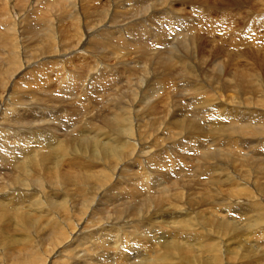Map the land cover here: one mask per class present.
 <instances>
[{
    "label": "rangeland",
    "instance_id": "1",
    "mask_svg": "<svg viewBox=\"0 0 264 264\" xmlns=\"http://www.w3.org/2000/svg\"><path fill=\"white\" fill-rule=\"evenodd\" d=\"M28 1H29V3H28ZM55 1L57 3H55ZM66 1H68V2H66ZM77 1L78 0H72V2H71V0H31V1L30 0H9V1L0 0V36L3 37V38L0 37V69H1L0 70V95H1L0 96V116H1L0 117L1 118L0 119L1 120V123H0V132H1L0 133V139H1L0 140V161H2V162H0V172H1L0 173V205H1L0 206V213H1L0 214V247L4 246L3 248L1 247V249H0V264H2V263L3 264H20L22 262L20 260L23 257L24 258L28 257V260H26V261H30V262H32V264H34V263L35 264L36 263H38V264H51V263L52 264H58V263L59 264H65V262H68V261L73 262V258H69L68 256H72V255L76 254L77 252L79 253L80 256H83L85 258L88 255L87 258H89V259H85L86 262L82 263V264H118L119 262H120L119 264H121V263H123V264H125V263L126 264H192V263L193 264H216V263L217 264H223V263L224 264H257V263L258 264H264V217H263L264 216V209H262V208H264V206H263L264 205V0H170V1L169 0H160V2H159V0L158 1L157 0H143V1L142 0H130L131 2L129 0H80V2L78 1L79 3ZM140 1H141V3H140ZM172 1H173V4H172ZM147 2H149V3H147ZM164 2H165V4H164ZM27 3L29 5H27ZM53 4H55V5H53ZM26 5H27V7H26ZM130 5L132 8L130 7ZM31 9H32V12H31ZM99 9H100V11H99ZM28 11H29V13H28ZM33 11H35L36 14ZM62 11L65 14H62ZM40 12L42 13V15ZM49 13L51 14L50 15L51 17L49 16ZM70 14H72V15L70 16ZM113 15H115V16L113 17ZM7 16H8V18H7ZM40 16L45 17L46 20H45V18H40ZM85 16L87 17L86 19H88V20L85 19ZM137 16H138V18H136ZM140 16H142V17H140ZM69 17H72V18L69 19ZM115 17H116V19H114ZM172 17H174V19ZM179 17L182 18L181 19L182 22H181V20H179ZM5 18H7L8 20L7 19L5 20ZM105 18H108V19H105ZM110 18H112V19H110ZM132 18H134V20H132ZM185 18H188V19H185ZM50 19H54V20H50ZM74 19H76V20H74ZM89 19H91V20H89ZM113 19H114V21H113ZM129 19L132 20L130 23H128ZM166 19L167 20L171 19L172 21H175V23L178 24L179 30H178V28L175 31H171V32H169L168 29L166 30V28H165L166 24L163 26V22ZM183 19H185L186 22ZM192 19H194V20H192ZM34 21H35V23H34ZM69 21H70V23H69ZM112 21H113V23H112ZM24 22H26V23H24ZM165 22H167V21H165ZM30 23H32V25L33 24L34 25L33 26L29 25ZM71 23H73V24H71ZM200 23H201V26H200ZM182 24H184L186 27H190V30H185L182 27V26H184ZM14 26L16 29L14 28ZM195 26H196V28H195ZM55 27L57 29H55ZM9 28H11V29H9ZM31 28H33V29H31ZM131 28H133V29H131ZM47 30H48V32H46ZM79 30L82 31V33ZM138 30L143 31V33L139 32ZM114 31H116V33ZM132 31L134 32V35H133ZM189 31H190V33H189ZM5 34L9 37H7ZM182 34L185 37L184 41L186 44L185 43L184 44L188 45L186 47H185V45H183V47H182L178 42V40L182 39V37H183ZM188 34H190L191 37ZM79 36H81V37H79ZM104 36H105V38H103ZM180 36H182V37H180ZM198 37L202 38L203 40L199 39ZM79 38L82 40H80ZM169 38H170V41H168ZM161 39H163V40H161ZM194 39H196V40H194ZM233 39H234V42L232 41ZM124 40H125V42H124ZM156 41H158V42H156ZM167 41H168V43H167ZM199 41H201V43H199ZM141 42H142V44H141ZM38 43H40L42 45L40 46ZM57 43L59 44L60 47L57 45ZM60 44H62V45H60ZM141 45H142V47H141ZM196 45H197V47H196ZM137 46H139L140 48ZM202 46H204L203 49L201 48ZM181 48H183V49H181ZM136 49H137V51H136ZM139 49H140V51H139ZM201 49H202V51H201ZM45 50L46 51L48 50V51L46 52ZM10 52L13 53L14 55L11 54ZM61 52H63V53H61ZM152 52H153V54H152ZM36 54H38V55L36 56ZM39 54H41V55H39ZM6 55H7V58H6ZM39 56H41V57H39ZM153 56H154V58H150ZM183 56H185V57H183ZM187 56H188V58H187ZM189 56H191V57H189ZM13 57H14V59H11ZM68 57H70V58H68ZM162 58H165V59H162ZM184 58H186V59H184ZM154 59H157V60L155 61ZM14 60H16V61H14ZM158 60H160V61H158ZM8 61H10V62H8ZM177 61L179 63H177ZM180 61H182V62H180ZM186 62H187V64H186ZM154 63H155V65H154ZM170 63H172V64H170ZM123 64H124V66H123ZM75 65H76V67H75ZM94 65H96V66H94ZM150 65H152V67ZM178 66H180V69ZM93 67H96V69H94ZM163 67H164V69H163ZM193 67L195 70L193 69ZM91 68L93 69V71H91ZM44 69H45V71H44ZM72 69H73V71H72ZM131 69H133V70L135 69L134 70L135 73L138 72V74H135V73L133 74L132 72H134V71H131ZM137 69H139V70H137ZM157 69H159V70H157ZM5 70H7V71H5ZM96 70H98L99 72ZM107 70H109L110 72H108ZM163 70L165 72H163ZM188 70L191 72H189ZM1 71H3V72H1ZM8 71H9V73H8ZM159 71H160V73H159ZM192 71H194V72H192ZM161 72H162V74H161ZM13 73L15 75H13ZM127 73L128 74L130 73V74L128 75ZM164 73H166V74H164ZM4 74H5V76H4ZM149 74L152 75V77ZM156 74H157V76H156ZM116 75H117V78H116ZM139 75L140 76L142 75V77H139ZM180 75H182V76H180ZM198 75H200V76H198ZM31 76L33 78L35 77L38 81H36L35 78L33 79ZM56 76H58V78ZM107 76H108V79H107ZM118 76L119 77L121 76L120 79ZM218 76L220 78H218ZM95 77L98 79H96ZM131 77H132V79H131ZM183 77H184V79H183ZM191 77H193V78H191ZM145 78H146V80H145ZM149 78H152V81ZM177 78H178V80H177ZM40 79H42V80H40ZM57 79H59V80L57 81ZM71 80H74V82ZM138 80H139V82H138ZM143 80H145L146 82H144ZM116 81H117V83H116ZM155 81H156V83H155ZM150 82H152V83H150ZM169 82L171 83L172 87L170 86ZM79 84H80V86H79ZM149 84H150V86H149ZM156 84H158L159 86ZM96 85L99 87H97ZM102 85H104V86H102ZM109 85H111V86L114 85V86L110 87ZM181 85L183 88L181 87ZM74 86L78 89L74 88ZM168 86H170V87L168 88ZM194 86L196 87V89H194ZM197 86H199V87H197ZM4 87H5V89H4ZM63 87H64V90H62ZM71 87H73V88H71ZM102 87H105L106 89H104ZM162 87H163V90H162ZM95 89H96V91H95ZM100 89H102V90H100ZM118 89L120 90V92ZM189 89H191V90H189ZM97 90L100 93H98ZM110 90L112 91V93L111 92L107 93ZM133 90H134L135 94L133 93ZM166 90H168V91H166ZM181 90H182V93H181ZM58 91H60V92H58ZM63 91H65V92H63ZM113 91H114V93H113ZM131 91H132V93H131ZM145 91L148 92L147 93L148 97H146L147 94L145 93ZM186 91L188 93H185ZM202 91H203V93H202ZM61 92H62V94H60ZM204 92H205V94H204ZM113 94H114V96L118 95L117 97L119 99L116 96L114 97ZM206 94H207V96H206ZM2 95H3V97H2ZM55 95H56V97H55ZM108 95H110V98L108 97ZM140 95H142V96H140ZM143 95H145V98L143 97ZM149 95H152V96H149ZM160 95L162 97H160ZM40 96L43 98H41ZM57 96H59V97H57ZM102 96L104 97V99L102 98ZM113 97L115 100L113 99ZM141 97H143V98L140 99ZM108 98H109V101L111 99L110 102L108 101ZM122 98H124V99H122ZM130 98L132 101L128 100ZM138 99L142 101V104L140 103V101ZM189 99H190V101H189ZM106 100L111 105L108 104L106 102ZM136 100L138 103L136 102ZM184 100H186V101H184ZM195 100H198V103L195 102ZM214 100H216V101H214ZM118 102H120V103L122 102L121 106H120V103H118ZM125 102H126V104H125ZM131 102H133L134 104H132ZM189 104H191V105H189ZM113 105H115V106H113ZM139 105H140V108H142V109L139 108ZM141 105H143V106H141ZM195 105L197 106V108L199 107L200 109L199 108L197 109ZM178 106H180V107H178ZM16 107H18V108H16ZM112 107H114V108L112 109ZM119 108L122 110L120 111ZM136 108H138V109H136ZM150 108H152V109L150 110ZM179 108H180V110H179ZM109 109L112 110V112H110ZM203 109H205V110L203 111ZM34 110L37 113H35ZM185 110H186V112H185ZM193 110L195 112H193ZM2 111H4V112H2ZM143 111L145 112L146 115L144 114ZM146 111H148V112H146ZM23 112H25V113H23ZM32 112H34V113L32 114ZM212 113L215 114V116H216L215 121H213V119H209L212 117V115H213ZM5 114H7V115H5ZM12 114H14V115H12ZM8 115L9 116L12 115L10 117L11 119L8 117ZM117 115H118V117H119V115L122 116V118L125 120V122H123L121 125L119 124L118 127L112 128L111 125H112L113 121H115V116L117 117ZM183 115L186 116L187 120L185 119V116H183ZM19 116H21V117H19ZM194 116H196V117H194ZM103 117H105L106 120ZM108 117L111 120H109ZM158 117H160V118H158ZM201 117H202V119H201ZM181 118L183 119L182 121H181ZM217 120H219V121H217ZM14 121H15V124H14ZM85 121H88V123ZM5 122L7 124L8 123L9 124L7 125ZM105 124H107V125H105ZM20 125H22V126L20 127ZM83 125L86 127H84ZM176 125H177V128H176ZM201 125H203V126H201ZM242 125H245L246 127H250L251 129L244 128L242 130L240 127ZM188 126L193 127V129H191ZM199 126H201V127H199ZM13 127H15V128H13ZM5 128H6L8 134L6 133ZM36 128H37V130L38 129L40 130V131L38 130L39 133H38V131L36 133ZM75 128H77V130H75ZM89 128H90V130H89ZM116 128H118L117 129L118 131L116 130ZM33 129H34V131H33ZM159 129H160V132H159ZM161 129H163V130H161ZM168 129H169V131H168ZM215 129L217 131L223 129V131L216 134ZM87 130H88V132H87ZM224 130L229 131L230 133L229 132L223 133V132H225ZM241 130H242V132H241ZM251 130L253 132L252 134H251ZM258 130H259V132H258ZM41 131L44 133V135L46 134L45 136L43 135L44 137L39 136V134L42 133ZM193 131H195V132H193ZM243 131H246L248 133L245 134ZM182 132H184V133H182ZM197 132L201 133V134H198ZM231 132L234 133V135L231 134ZM154 133H155V135H154ZM177 133H178V135H177ZM208 133H210L211 136H210V134L208 135ZM243 133H244V135H243ZM118 134H120L123 138H121V136ZM222 134H223V136H222ZM227 134H229L230 136L228 135L229 136L228 137ZM247 134H249V135H247ZM25 135L30 136V138H31L30 140L32 142L31 146H33V145L34 146H33V149H31V153L25 154L24 155L25 157L21 156L22 157L21 158V157H19L20 154H19V151L17 150V148L20 145L21 136H25ZM84 135L87 139L91 140L89 142L91 144L81 145L79 143V141H80L79 138L84 137ZM100 135L102 137H100ZM252 135H254V136H252ZM48 136L50 137V139H48ZM119 136H120V138H119ZM178 136H180V137H178ZM195 136H197V138H195ZM213 136H214V138L216 137L215 138L216 140H214V138H212ZM3 138H5V139H3ZM168 138L171 141H167ZM180 138H182V139H180ZM38 139L42 143H44V144L46 143L47 145L43 144L45 147L42 146L41 142ZM248 139H250V140H248ZM13 140H14V142H13ZM50 140H52V141H50ZM60 140H62V141H60ZM75 141H76V143H75ZM118 141H119V143H118ZM150 141H152V142H150ZM201 141H203L204 143ZM50 142H52V144ZM104 142L105 143L106 142L107 143H109V142L114 143L113 145H116V142H117L118 146L117 145L114 146L113 151L106 150L107 148H106V144ZM198 142L202 143V145L206 143V145H203V150L198 148V149H200L199 151L191 153V151L188 150L189 148L186 147V146H188L187 144L191 145L192 143L196 144ZM234 142H235V144H234ZM61 143H62V145H61ZM64 143L68 146H66ZM4 144H6V145H4ZM56 144H58V146L60 148ZM100 145H102V146H100ZM6 146L8 149L6 148ZM130 146H132V147H130ZM11 147H13V149ZM35 147H36V149H35ZM118 147H120V148H118ZM127 147H129L130 149ZM177 147L179 149L183 148V150H179ZM4 148L7 150H5ZM69 148H71V149L69 150ZM9 149H10V151H8ZM67 149L69 150V152ZM212 149H213V151H212V153H210ZM248 149L250 151H248ZM42 150H43V152H42ZM75 150L77 152H75ZM207 150H208V153H207ZM15 151H17V152H15ZM40 151L42 152L41 154H40ZM45 151H48L47 156H44ZM249 152H250V154H249ZM14 153H15V155H14ZM124 153H126V154H124ZM154 153H156V154H154ZM196 153H198V154H196ZM205 153L207 154V156ZM34 154H35L36 159L33 163L32 162L33 160L31 161L30 159H31V156ZM38 154L42 157H40ZM101 154H102V156H101ZM201 154H203V155H201ZM211 154L212 155L216 154V157L211 156ZM26 155L29 158V160L26 157ZM156 155H158V156H156ZM6 157H8V159L9 160L11 159V160L10 161L7 160ZM11 157H13V159ZM16 158L18 160H16ZM25 158H27L28 161ZM213 158H216V159H213ZM253 158H255V159L253 160ZM21 159H23V161ZM43 159H44V161H43ZM196 159H198V160H196ZM24 160H26V161H24ZM79 160H81V161H79ZM216 160H218L219 163H221V164H219ZM225 160L227 161V163L228 162H230V163H228V164L225 163L226 162ZM196 161H199L200 163L196 162ZM29 162H31V163H29ZM169 162H171V163H169ZM160 163H162L161 165L163 167L160 165ZM246 163L249 165L250 169L248 168ZM40 164H43V165L41 166ZM197 165L199 166L200 169H198ZM223 165H224V167H223ZM258 165H259V167H258ZM46 166L49 168H46ZM80 166H81V168H80ZM166 166H168V167L170 166V167L168 168ZM193 166H194V168H193ZM195 166H197V167H195ZM24 167H25V169H24ZM149 167H151L149 170L150 172L152 171L151 173L147 170ZM212 167L215 169H213ZM207 168L209 171L207 170ZM46 170H48V172ZM156 170H157V172H156ZM216 170H217L218 174L217 173L214 174V172H216ZM4 171H7L8 175L5 174L6 172H4ZM13 171H14V173H13ZM145 171L146 172L148 171V173H146ZM162 171H163V173H162ZM111 173H113V174L111 175ZM142 173L144 174L143 176H145V180H144V177L141 176ZM149 173H150V176H149ZM206 173L210 174V176ZM163 174L165 175V177ZM224 174H226V175H224ZM24 175H27V176H24ZM173 175H175V176H173ZM179 175H180V177H177ZM89 176H90V178H89ZM135 176H136V178H135ZM168 176H170V177H168ZM172 176L175 179H171ZM227 177L230 178V180ZM232 177H234V178L232 179ZM28 178H29V180H27ZM31 178H33V179H31ZM103 178H105L106 180ZM160 178L163 179V181ZM165 178H167L168 180ZM189 178H190L191 182H190V180H188ZM40 179H41V181H40ZM135 179H136V181H135ZM146 179H148V180L146 181ZM172 180H173V182H172ZM236 180H237V182H235ZM19 181H20V183H19ZM143 181H144V185H143ZM167 181H170V182H167ZM198 181L199 182L201 181V182L199 183ZM218 181L220 184L218 183ZM232 181H233V183H232ZM86 182H88V183L86 184ZM132 182L135 184L133 185ZM145 182H147V183H145ZM156 182L158 185L156 184ZM118 183H120V184L123 183V184L119 185ZM154 183L156 185H154ZM206 183H208V184H206ZM96 184H97V186H96ZM171 184H173L174 186ZM40 185L43 187L41 188ZM198 185H199V187H198ZM202 185L205 189L202 187ZM234 185L238 188H236ZM20 186H21V188H20ZM112 186L114 187V189H112L113 188ZM122 186H124L125 188L124 187L120 188ZM185 186L187 189L185 188ZM88 187H90V189H92V190H90ZM173 188L176 189L175 192H173L174 191ZM46 189H48L50 191H48V190L45 191ZM127 189L129 192L127 191ZM153 189H155V190H153ZM179 189H181L182 191ZM3 190H4V192H3ZM6 190H8V191H6ZM144 190H146V191H144ZM101 191H104V192L101 193ZM159 191H161V192H159ZM164 191L167 193H165ZM74 192H76V193H74ZM92 192H94L95 194ZM123 192H124V194H122ZM126 192H127V194H126ZM137 192H138V194H137ZM145 192H147V193H145ZM179 192H181V193H179ZM117 193H119L118 196H116ZM177 193H178V195H177ZM190 193L193 197L190 195ZM12 194H14L16 197L14 195L10 196ZM148 194H149V196H148ZM90 195H92V196H90ZM83 196H85L84 197L85 199L83 198ZM108 196H110V197H108ZM120 196H121V198H124V201L121 202V200H119ZM172 196H174V197H172ZM235 196H237V197H235ZM42 197H44V198H42ZM48 197H50V198H48ZM66 197H68V199H66ZM112 197H114V198H112ZM6 198H8V200ZM130 198H131V200H129ZM135 198H138V199L136 200ZM188 198H190V199H188ZM191 198H192V200H191ZM21 199L22 200L24 199L23 202L25 200L28 202L25 201V203L23 204ZM46 199H48V200H46ZM64 199L66 201H64ZM125 199H126V201H125ZM197 199L199 202L195 201ZM256 199H257V201H256ZM29 200L33 201L34 203L36 202V203L34 204L33 202H30ZM40 200H41V202H40ZM42 200H44V201H42ZM150 200H153V201H150ZM154 200H155V202H154ZM164 200L166 201V203H164L165 202ZM13 201L15 204L16 203L17 204L15 205L13 203ZM99 201L102 203H99ZM260 201H262V202H260ZM156 202H158V203H156ZM4 203H6V204H4ZM96 203H97V206H96ZM251 203H252V206H251ZM259 203H261V204H259ZM11 204L13 205V207ZM39 204L40 205L44 204V205L39 206ZM146 204L148 207H146ZM223 204H224V206H223ZM7 205H9V206H7ZM17 205H19V206H17ZM127 205H128V208H127ZM129 205H130V207H129ZM173 205H175V206H173ZM183 205H184V207H183ZM225 205L229 206V208L226 207ZM216 206H218V208ZM1 207H2V209H1ZM24 207H25V209L28 207L29 210H31L33 213H30L31 211H29L28 209H27L28 211L27 210L25 211ZM97 207H98V209H97ZM135 207H136V209H135ZM198 207H199V209H198ZM16 208H18V209L16 210ZM69 208H71V209H69ZM81 208H83L82 209L83 211L81 210ZM124 208H126V209L124 210ZM247 208L250 210L248 211ZM4 209H5V211H4ZM22 209H23V211H22ZM257 209H258V211H257ZM9 210L12 212H9ZM198 210H200V211H198ZM95 211L96 212L98 211L97 214ZM120 211H123V212H120ZM240 211H242V212L240 213ZM127 212H130V213H127ZM28 213H30L31 215L29 214L30 215L29 216ZM236 213H238V214H236ZM26 214L29 216V217L27 216L28 218L26 217ZM66 214H68V216H66ZM201 214H203V215H201ZM204 214L206 217L204 216ZM218 214H219V217H218ZM239 214H241L242 216H240ZM51 215H53V216H51ZM82 215H84V216H82ZM110 215H111V217H110ZM136 215H137V217H136ZM177 215H178V217H177ZM212 216H215V217H212ZM237 216H239V217H237ZM245 216H246V218H245ZM30 217L34 218V219H31ZM243 217L246 220L250 219V218L251 219L246 221ZM18 218H21V219H18ZM86 218L89 220H86ZM212 218H213V221H212ZM223 218L226 219V223L228 222V224H227L228 227L226 226L227 230L220 228L222 230V231H220L217 228V224L219 222H221V223L225 222V220ZM68 219L71 221H69ZM72 219L74 220V222ZM94 219H96V220L94 221ZM172 219H173V221H172ZM242 219L245 220L244 223H243ZM259 219H263V222ZM23 220H24V222H23ZM217 220H218V222H217ZM86 222H87V224H86ZM214 222L217 224H214ZM246 222H247V224H249L248 226H247ZM44 223H46V224L48 223V224L45 225ZM179 223H180V226H179ZM229 223H230V226H229ZM21 224L25 225L26 227L25 226L23 227ZM107 224H108V226H107ZM134 224H135V227L133 226ZM37 225H39V226H37ZM59 225H60V227H59ZM136 225H137V227H136ZM144 225L148 228L144 227ZM151 225H152V227H151ZM212 225H214V226H212ZM93 226H94V229L91 228ZM95 226L98 227V230L96 229ZM101 226H103L104 228ZM109 226H110V228L108 229ZM250 226H252V227H250ZM81 227H82V229H81ZM111 227H112V229L114 228L118 233L116 231H113L114 229L110 230ZM150 227H151V229H150ZM1 228L4 229V233H2L3 230ZM86 228H87V230H86ZM137 228L138 229L140 228V229L138 230ZM154 228H156V229H154ZM234 228L236 229V231L235 230L232 231V229H234ZM70 229H73V231H76L77 229H79L81 231L79 236H78V238H80V241L76 240L75 242H73L74 240L70 239V237L68 238V236H70L69 232H73V231L72 230L68 231V233L65 231L70 230ZM84 229H85V231H84ZM101 229H102V231H100ZM107 229H108V231H107ZM26 230H27V232H26ZM62 230H64V231H62ZM187 230H188V232H187ZM7 231H8V233H7ZM98 231H100L101 233ZM133 231L134 232L136 231L135 234L134 233L132 234ZM110 232L112 235H114V238L112 237ZM120 232H122V233L120 234ZM50 233H53V234H50ZM55 233L57 235L56 236L57 238L54 237ZM77 233H79V231H77ZM138 233H140V234H138ZM198 233H199V235H198ZM1 234H3V236ZM59 234L62 235L63 237H60ZM67 234H68V236H67ZM87 234H89V235H87ZM97 234H98V236H97ZM141 234H142V236H141ZM209 234L211 235L210 236L211 239L209 237ZM83 235H85V236H83ZM99 235H101V236H99ZM118 235H120V236H118ZM212 235H213V237H212ZM244 235H246V236H244ZM255 235H257V236H255ZM204 236H206L207 240L205 239ZM242 236H243V238H242ZM230 237L231 238L235 237V238L229 240ZM245 237H246V239H245ZM83 238H85L86 240H84ZM154 238H156V239H154ZM238 238H239V241H238ZM65 239L68 240L69 242L66 241ZM218 239H219V241H218ZM241 239H242V241H241ZM81 240H82V243H81ZM104 240H106V242ZM233 240H234L235 244H234V242H231ZM83 241H87V242L83 243ZM114 241L117 243H115ZM124 241H126V242H124ZM181 241H183V242H181ZM12 242H14L13 245L11 244ZM25 242H27L28 244ZM97 242L101 243V244L99 243L101 247L99 246V244H97ZM152 242H154V243H152ZM219 242L224 243L227 246L221 247V246H219ZM15 243H19V244L16 245ZM58 243L64 244V246H58L57 245ZM201 243L203 245H201ZM6 244L9 246H7ZM51 244L52 245L54 244V245L52 246ZM69 244L71 246L76 245V247H75V249H73V251L59 252V250L64 249ZM132 244H133V246H132ZM197 244H199V245H197ZM206 244H207V246H206ZM208 244H211V246ZM214 244L216 245L215 247H214ZM111 245H113V246L111 247ZM134 246H137V247H134ZM15 247H18V248L16 249ZM56 247L57 248L60 247L59 250L57 249L58 252L56 251ZM131 247H133V248H131ZM12 248H15V249H12ZM19 248H21V250L24 248V250H26V251L22 250L23 253H21L20 252L21 250ZM40 248H42V249H40ZM82 248L84 249V251H87V252L83 251L84 252L83 253L81 251V250H83ZM207 248L211 252L208 251ZM52 249H55L54 253L51 251ZM100 249H101V251H100ZM110 249H112V250H110ZM17 250L18 251L20 250L19 251L20 255L18 254ZM35 250H37V251H35ZM78 250H80V251H78ZM107 250H110V251H107ZM228 250L229 251L231 250V251L229 252ZM14 251H16V252H14ZM47 251H49V252H47ZM243 251H246V252H243ZM10 252L12 254H14L15 256L12 255ZM101 252H102V254H101ZM209 252L211 254H209ZM212 252H215V254H213ZM1 253H3V254H1ZM47 253L50 256L47 255ZM62 253H66V255H68V256H65ZM97 253H98V255H97ZM203 253L204 254L206 253V254L204 255ZM24 254H25V256H24ZM146 254H147V256H146ZM61 255H62V257L60 259L59 256H61ZM63 255H64V258H63ZM91 255H92V257H91ZM117 255L119 256L118 258H117ZM127 255H129L130 257ZM161 255H163V256H161ZM12 256H13V258H12ZM48 256L50 257L51 260H49L47 258ZM93 256H94V258H93ZM206 256H207V258H206ZM96 257H98V258H96ZM208 257H210V258H208ZM213 257H215V258H213ZM1 258H4L6 260V262H3L4 259H1ZM116 258H117V260H116ZM212 258H213V260H212ZM251 258H252V262L250 261ZM18 259H20L19 260L20 262L18 261ZM63 259L65 260V262ZM126 259H127V261H124ZM151 259H152V261H151ZM202 259H204V260L202 261ZM118 260H120V261H118ZM121 260H123V261H121ZM137 260H140V261H137ZM194 260H196V262ZM222 260H223V262H222ZM259 260H260V262H259ZM174 261H175V263H174ZM72 262H71V264H72ZM150 262H152V263H150ZM68 264H70V263H68Z\"/></svg>",
    "mask_w": 264,
    "mask_h": 264
},
{
    "label": "bare ground",
    "instance_id": "2",
    "mask_svg": "<svg viewBox=\"0 0 264 264\" xmlns=\"http://www.w3.org/2000/svg\"><path fill=\"white\" fill-rule=\"evenodd\" d=\"M7 1H9V0H7ZM30 1H31V0H30ZM78 1L80 2V0H78ZM78 1H77V2H78ZM129 1H130V0H129ZM142 1H143V0H142ZM157 1H158V0H157ZM169 1H170V0H169ZM25 2H26V1H25ZM25 2H24V3H25ZM66 2H68V1H66ZM69 2H70V1H69ZM71 2H72V0H71ZM79 2H78V3H79ZM130 2H131V1H130ZM133 2H134V1H133ZM159 2H160V0H159ZM165 2H166V1H165ZM165 2H164V4H165ZM167 2H168V1H167ZM28 3H29V1H28ZM28 3H27V5H29ZM39 3H40V2H39ZM55 3H57V2L55 1ZM140 3H141V1H140ZM147 3H149V2H147ZM161 3H162V2H161ZM40 4H41V3H40ZM135 4H136V3H135ZM172 4H173V1H172ZM181 4H182V3H181ZM13 5H14V4H13ZM27 5H26V7H27ZM53 5H55V4H53ZM56 5H57V4H56ZM157 5H158V4H157ZM11 6H12V5H11ZM33 6H34V5H33ZM84 6H85V5H84ZM86 6H87V5H86ZM9 7H10V6H9ZM26 7H25V8H26ZM39 7H40V6H39ZM52 7H53V6H52ZM56 7H57V6H56ZM61 7H62V6H61ZM64 7H65V6H64ZM106 7H107V6H106ZM130 7H131V5H130ZM137 7H138V6H137ZM10 8H11V7H10ZM12 8H13V7H12ZM67 8H68V7H67ZM131 8H132V7H131ZM13 9H14V8H13ZM60 9H61V8H60ZM62 9H63V8H62ZM76 9H77V8H76ZM148 9H149V8H148ZM200 9H201V8H200ZM33 10H34V9H33ZM127 10H128V9H127ZM35 11H36V10H35ZM35 11H33V12L35 13ZM93 11H94V10H93ZM99 11H100V9H99ZM158 11H159V10H158ZM182 11H183V10H182ZM31 12H32V9H31ZM89 12H90V11H89ZM94 12H95V11H94ZM161 12H162V11H161ZM166 12H167V11H166ZM9 13H10V12H9ZM15 13H16V12H15ZM28 13H29V11H28ZM40 13H41V12H40ZM137 13H138V12H137ZM186 13H187V12H186ZM12 14H13V13H12ZM30 14H31V13H30ZM35 14H36V13H35ZM62 14H65V13H63V11H62ZM78 14H79V13H78ZM97 14H98V13H97ZM169 14H170V13H169ZM172 14H173V13H172ZM175 14H176V13H175ZM9 15H10V14H9ZM27 15H28V14H27ZM37 15H38V14H37ZM41 15H42V13H41ZM50 15H51V14L49 13V16H50ZM66 15H67V14H66ZM71 15H72V14H70V16H71ZM109 15H110V14H109ZM140 15H141V14H140ZM166 15H167V14H166ZM12 16H13V15H12ZM25 16H26V15H25ZM44 16H45V15H44ZM53 16H54V15H53ZM73 16H74V15H73ZM73 16H72V17H73ZM80 16H81V15H80ZM114 16H115V15H113V17H114ZM178 16H179V15H178ZM2 17H3V16H2ZM50 17H51V16H50ZM63 17H64V16H63ZM72 17H69V19L72 18ZM88 17H89V16H88ZM110 17H111V16H110ZM121 17H122V16H121ZM140 17H142V16H140ZM162 17H163V16H162ZM174 17H175V16H174ZM174 17H172V18L174 19ZM7 18H8V16H7ZM7 18H5V20H6ZM38 18H39V17H38ZM40 18H45V17H41V16H40ZM75 18H76V17H75ZM86 18H87V17L85 16V19H86ZM91 18H92V17H91ZM136 18H138V16H137ZM136 18H135V19H136ZM172 18H171V19H172ZM23 19H24V18H23ZM54 19H55V18H54ZM54 19H50V20H54ZM58 19H59V18H58ZM105 19H108V18H105ZM110 19H112V18H110ZM114 19H116V17H115ZM114 19H113V21H114ZM171 19H170V20H167V19H166V20H164V22H163V26L166 24V27H165V28H166V30L168 29L169 32H171V31H175V30L178 28V24H176L175 21H172L173 19H172V20H171ZM181 19H182V18L179 17V20H181ZM185 19H188V18H185ZM185 19H183V20L185 21ZM7 20H8V19H7ZM36 20H37V19H36ZM45 20H46V18H45ZM45 20H44V21H45ZM56 20H57V19H56ZM74 20H76V19H74ZM74 20H73V21H74ZM82 20H83V19H82ZM86 20H88V19H86ZM89 20H91V19H89ZM132 20H134V18H132ZM132 20L129 19V22H128V23H130ZM192 20H194V19H192ZM23 21H24V20H23ZM64 21H65V20H64ZM70 21H71V20H70ZM70 21H69V23H70ZM78 21H79V20H78ZM113 21H112V23H113ZM125 21H126V20H125ZM135 21H136V20H135ZM165 21H167V22H165ZM184 21H183V22H184ZM99 22H100V21H99ZM104 22H105V21H104ZM181 22H182V20H181ZM185 22H186V21H185ZM185 22H184V23H185ZM187 22H188V21H187ZM201 22H202V21H201ZM24 23H26V22H24ZM28 23H29V22H28ZM32 23H33V22H32ZM32 23H30L29 25H32ZM34 23H35V21H34ZM53 23H54V22H53ZM53 23H52V24H53ZM57 23H58V22H57ZM74 23H75V22H74ZM100 23H101V22H100ZM100 23H99V24H100ZM112 23H111V24H112ZM196 23H197V22H196ZM39 24H40V23H39ZM71 24H73V23H71ZM105 24H106V23H105ZM187 24H188V23H187ZM187 24H186V25H187ZM7 25H8V24H7ZM33 25H34V24H33ZM33 25H32V26H33ZM75 25H76V24H75ZM78 25H79V24H78ZM182 25H184V24H182ZM195 25H196V24H195ZM204 25H205V24H204ZM204 25H203V26H204ZM206 25H207V24H206ZM11 26H12V25H11ZM50 26H51V25H50ZM110 26H111V25H110ZM110 26H109V27H110ZM179 26H180V25H179ZM189 26H190V25H189ZM198 26H199V25H198ZM200 26H201V23H200ZM208 26H209V25H208ZM75 27H76V26H75ZM182 27H183L185 30H190V27H186L185 25L182 26ZM14 28H15V26H14ZM27 28H28V27H27ZM105 28H106V27H105ZM140 28H141V27H140ZM193 28H194V27H193ZM195 28H196V26H195ZM199 28H200V27H199ZM204 28H205V27H204ZM211 28H212V27H211ZM9 29H11V28H9ZM15 29H16V28H15ZM20 29H21V28H20ZM31 29H33V28H31ZM43 29H44V28H43ZM55 29H57V28L55 27ZM95 29H96V28H95ZM131 29H133V28H131ZM135 29H136V28H135ZM137 29H138V28H137ZM197 29H198V28H197ZM216 29H217V28H216ZM52 30H53V29H52ZM97 30H98V29H97ZM109 30H110V29H109ZM178 30H179V28H178ZM10 31H11V30H10ZM55 31H56V30H55ZM79 31H80V30H79ZM138 31H139V30H138ZM193 31H194V30H193ZM193 31H192V32H193ZM13 32H14V31H13ZM29 32H30V31H29ZM36 32H37V31H36ZM46 32H48V30H47ZM80 32L82 33V31H80ZM101 32H102V31H101ZM103 32H104V31H103ZM114 32L116 33V31H114ZM132 32H133V31H132ZM139 32L143 33V31H139ZM182 32H183V31H182ZM195 32H196V31H195ZM195 32H194V33H195ZM4 33H5V32H4ZM11 33H12V32H11ZM73 33H74V32H73ZM117 33H118V32H117ZM189 33H190V31H189ZM6 34H7V33H6ZM6 34H5V35H6ZM51 34H52V33H51ZM83 34H84V33H83ZM192 34H193V33H192ZM3 35H4V34H3ZM43 35H44V34H43ZM72 35H73V34H72ZM75 35H76V34H75ZM133 35H134V32H133ZM141 35H142V34H141ZM182 35H183V34H182ZM188 35L190 36V34H188ZM202 35H203V34H202ZM6 36H7V35H6ZM6 36H5V37H6ZM46 36H47V35H46ZM58 36H59V35H58ZM102 36H103V35H102ZM136 36H137V35H136ZM152 36H153V35H152ZM169 36H170V35H169ZM194 36H195V35H194ZM0 37H2V36H0ZM7 37H9V36H7ZM69 37H70V36H69ZM79 37H81V36H79ZM91 37H92V36H91ZM98 37H99V36H98ZM106 37H107V36H106ZM176 37H177V36H176ZM178 37H179V36H178ZM180 37H182V36H180ZM190 37H191V36H190ZM2 38H3V37H2ZM46 38H47V37H46ZM63 38H64V37H63ZM103 38H105V36H104ZM184 38H185V37H184V35H183L182 39L180 38L181 40H178L179 44H180L182 47H183V45L186 44L185 41H184V40H185ZM198 38H199V39H202V38H200V37H198ZM234 38H235V37H234ZM32 39H33V38H32ZM67 39H68V38H67ZM79 39H80V38H79ZM90 39H91V38H90ZM120 39H121V38H120ZM199 39H198V40H199ZM237 39H238V38H237ZM80 40H82V39H80ZM122 40H123V39H122ZM140 40H141V39H140ZM161 40H163V39H161ZM192 40H193V39H192ZM194 40H196V39H194ZM202 40H203V39H202ZM202 40H201V41H202ZM206 40H207V39H206ZM235 40H236V39H235ZM50 41H51V40H50ZM62 41H63V40H62ZM68 41H69V40H68ZM107 41H108V40H107ZM153 41H154V40H153ZM168 41H170V38H169ZM168 41H167V43H168ZM190 41H191V40H190ZM201 41H199V43H201ZM232 41L234 42V39H233ZM40 42H41V41H40ZM46 42H47V41H46ZM46 42H45V43H46ZM124 42H125V40H124ZM124 42H123V43H124ZM133 42H134V41H133ZM156 42H158V41H156ZM216 42H217V41H216ZM235 42H236V41H235ZM34 43H35V42H34ZM52 43H53V42H52ZM184 43H185V44H184ZM230 43H231V42H230ZM236 43H237V42H236ZM10 44H11V43H10ZM38 44H39L40 46L42 45V44H40V43H38ZM54 44H55V43H54ZM63 44H64V43H63ZM139 44H140V43H139ZM141 44H142V42H141ZM202 44H203V43H202ZM202 44H201V45H202ZM205 44H206V43H205ZM57 45L59 46L58 43H57ZM60 45H62V44H60ZM123 45H124V44H123ZM165 45H166V44H165ZM48 46H49V45H48ZM139 46H140V45H139ZM139 46H137V47H139ZM186 46H188V45H185V47H186ZM18 47H19V46H18ZM32 47H33V46H32ZM50 47H51V46H50ZM52 47H53V46H52ZM59 47H60V46H59ZM141 47H142V45H141ZM196 47H197V45H196ZM203 47H204V46H202L201 48L203 49ZM38 48H39V47H38ZM64 48H65V47H64ZM139 48H140V47H139ZM149 48H150V47H149ZM199 48H200V47H199ZM35 49H36V48H35ZM142 49H143V48H142ZM181 49H183V48H181ZM187 49H188V48H187ZM202 49H201V51H202ZM56 50H57V49H56ZM143 50H144V49H143ZM149 50H150V49H149ZM153 50H154V49H153ZM37 51H38V50H37ZM45 51H46V50H45ZM47 51H48V50H47ZM47 51H46V52H47ZM57 51H58V50H57ZM129 51H130V50H129ZM136 51H137V49H136ZM139 51H140V49H139ZM156 51H157V50H156ZM159 51H160V50H159ZM185 51H186V50H185ZM187 51H188V50H187ZM43 52H44V51H43ZM141 52H142V51H141ZM146 52H147V51H146ZM224 52H225V51H224ZM10 53H11V52H10ZM39 53H40V52H39ZM50 53H51V52H50ZM61 53H63V52H61ZM66 53H67V52H66ZM148 53H149V52H148ZM181 53H182V52H181ZM11 54H13V53H11ZM11 54H10V55H11ZM34 54H35V53H34ZM138 54H139V53H138ZM152 54H153V52H152ZM159 54H160V53H159ZM183 54H184V53H183ZM183 54H182V55H183ZM189 54H190V53H189ZM13 55H14V54H13ZM37 55H38V54H36V56H37ZM39 55H41V54H39ZM45 55H46V54H45ZM142 55H143V54H142ZM142 55H141V56H142ZM160 55H161V54H160ZM167 55H168V54H167ZM228 55H229V54H228ZM11 56H12V55H11ZM11 56H10V57H11ZM46 56H47V55H46ZM64 56H65V55H64ZM157 56H158V55H157ZM157 56H156V57H157ZM162 56H163V55H162ZM168 56H169V55H168ZM4 57H5V56H4ZM8 57H9V56H8ZM39 57H41V56H39ZM43 57H44V56H43ZM73 57H74V56H73ZM172 57H173V56H172ZM172 57H171V58H172ZM181 57H182V56H181ZM183 57H185V56H183ZM189 57H191V56H189ZM6 58H7V55H6ZM68 58H70V57H68ZM150 58H154V56H153V57H150ZM165 58H166V57H165ZM165 58H162V59H165ZM169 58H170V57H169ZM187 58H188V56H187ZM197 58H198V57H197ZM8 59H9V58H8ZM11 59H14V57L11 58ZM24 59H25V58H24ZM74 59H75V58H74ZM139 59H140V58H139ZM146 59H147V58H146ZM182 59H183V58H182ZM184 59H186V58H184ZM9 60H10V59H9ZM25 60H26V59H25ZM37 60H38V59H37ZM154 60L156 61L157 59H154ZM14 61H16V60H14ZM49 61H50V60H49ZM54 61H55V60H54ZM66 61H67V60H66ZM158 61H160V60H158ZM165 61H166V60H165ZM173 61H174V60H173ZM8 62H10V61H8ZM8 62H7V63H8ZM18 62H19V61H18ZM69 62H70V61H69ZM73 62H74V61H73ZM87 62H88V61H87ZM174 62H175V61H174ZM180 62H182V61H180ZM12 63H13V62H12ZM102 63H103V62H102ZM145 63H146V62H145ZM172 63H173V62H172ZM172 63H170V64H172ZM177 63H179V62L177 61ZM177 63H176V64H177ZM183 63H184V62H183ZM1 64H2V63H1ZM17 64H18V63H17ZM159 64H160V63H159ZM184 64H185V63H184ZM186 64H187V62H186ZM19 65H20V64H19ZM97 65H98V64H97ZM104 65H105V64H104ZM152 65H153V64H152ZM152 65H150V66L152 67ZM154 65H155V63H154ZM161 65H162V64H161ZM20 66H21V65H20ZM94 66H96V65H94ZM123 66H124V64H123ZM175 66H176V65H175ZM9 67H10V66H9ZM18 67H19V66H18ZM75 67H76V65H75ZM75 67H74V68H75ZM145 67H146V66H145ZM157 67H158V66H157ZM178 67H179V69H180V66H178ZM7 68H8V67H7ZM21 68H22V67H21ZM93 68L96 69V67H93ZM105 68H106V67H105ZM161 68H162V67H161ZM10 69H11V68H10ZM19 69H20V68H19ZM37 69H38V68H37ZM42 69H43V68H42ZM115 69H116V68H115ZM147 69H148V68H147ZM155 69H156V68H155ZM155 69H154V70H155ZM163 69H164V67H163ZM183 69H184V68H183ZM193 69H194V67H193ZM199 69H200V68H199ZM0 70H1V69H0ZM15 70H16V69H15ZM70 70H71V69H70ZM127 70H128V69H127ZM134 70H135V69H134ZM134 70L131 69V71H134ZM137 70H139V69H137ZM145 70H146V69H145ZM148 70H149V69H148ZM151 70H152V69H151ZM154 70H153V71H154ZM157 70H159V69H157ZM157 70H156V71H157ZM194 70H195V69H194ZM196 70H197V69H196ZM5 71H7V70H5ZM44 71H45V69H44ZM72 71H73V69H72ZM91 71H93L92 68H91ZM94 71H95V70H94ZM96 71H98V70H96ZM107 71L110 72L109 70H107ZM113 71H114V70H113ZM115 71H116V70H115ZM149 71H150V70H149ZM177 71H178V70H177ZM188 71H189V70H188ZM200 71H201V70H200ZM1 72H3V71H1ZM16 72H17V71H16ZM16 72H15V73H16ZM98 72H99V71H98ZM144 72H145V71H144ZM147 72H148V71H147ZM157 72H158V71H157ZM163 72H165V71L163 70ZM179 72H180V71H179ZM179 72H178V73H179ZM189 72H191V71H189ZM192 72H194V71H192ZM8 73H9V71H8ZM37 73H38V72H37ZM42 73H43V72H42ZM42 73H41V74H42ZM95 73H96V72H95ZM105 73H106V72H105ZM112 73H113V72H112ZM116 73H117V72H116ZM132 73L134 74L135 71L132 72ZM142 73H143V72H142ZM149 73H150V72H149ZM154 73H155V72H154ZM154 73H153V74H154ZM159 73H160V71H159ZM186 73H187V72H186ZM186 73H185V74H186ZM33 74H34V73H33ZM33 74H32V75H33ZM98 74H99V73H98ZM109 74H110V73H109ZM117 74H118V73H117ZM127 74H128V73H127ZM129 74H130V73H129ZM129 74H128V75H129ZM135 74H138V72L135 73ZM151 74H152V73H151ZM161 74H162V72H161ZM164 74H166V73H164ZM164 74H163V75H164ZM193 74H194V73H193ZM201 74H202V73H201ZM1 75H2V74H1ZM13 75H15V74L13 73ZM37 75H38V74H37ZM48 75H49V74H48ZM112 75H113V74H112ZM149 75H150V74H149ZM149 75H148V76H149ZM163 75H162V76H163ZM178 75H179V74H178ZM4 76H5V74H4ZM8 76H9V75H8ZM8 76H7V77H8ZM44 76H45V75H44ZM62 76H63V75H62ZM62 76H61V77H62ZM99 76H100V75H99ZM101 76H102V75H101ZM126 76H127V75H126ZM131 76H132V75H131ZM136 76H137V75H136ZM150 76L152 77V75H150ZM150 76H149V77H150ZM156 76H157V74H156ZM160 76H161V75H160ZM180 76H182V75H180ZM187 76H188V75H187ZM198 76H200V75H198ZM26 77H27V76H26ZM31 77H32V76H31ZM56 77L58 78V76H56ZM59 77H60V76H59ZM118 77H119V76H118ZM120 77H121V76H120ZM120 77H119V79H120ZM127 77H128V76H127ZM139 77H142V75H141V76L139 75ZM195 77H196V76H195ZM5 78H6V77H5ZM12 78H13V77H12ZM32 78H33V77H32ZM34 78H35V77H34ZM34 78H33V79H34ZM95 78H96V77H95ZM116 78H117V75H116ZM129 78H130V77H129ZM156 78H157V77H156ZM179 78H180V77H179ZM187 78H188V77H187ZM191 78H193V77H191ZM201 78H202V77H201ZM210 78H211V77H210ZM218 78H220V77L218 76ZM18 79H19V78H18ZM30 79H31V78H30ZM35 79H36V78H35ZM42 79H43V78H42ZM42 79H40V80H42ZM65 79H66V78H65ZM73 79H74V78H73ZM96 79H98V78H96ZM107 79H108V76H107ZM124 79H125V78H124ZM131 79H132V77H131ZM135 79H136V78H135ZM139 79H140V78H139ZM143 79H144V78H143ZM149 79L152 81V78H149ZM181 79H182V78H181ZM183 79H184V77H183ZM189 79H190V78H189ZM196 79H197V78H196ZM215 79H216V78H215ZM16 80H17V79H16ZM43 80H44V79H43ZM58 80H59V79H57V81H58ZM105 80H106V79H105ZM113 80H114V79H113ZM136 80H137V79H136ZM140 80H141V79H140ZM145 80H146V78H145ZM145 80H143V81L146 82ZM177 80H178V78H177ZM218 80H219V79H218ZM3 81H4V80H3ZM19 81H20V80H19ZM36 81H38V80L36 79ZM71 81L74 82V80H71ZM101 81H102V80H101ZM103 81H104V80H103ZM109 81H110V80H109ZM111 81H112V80H111ZM148 81H149V80H148ZM104 82H105V81H104ZM121 82H122V81H121ZM138 82H139V80H138ZM157 82H158V81H157ZM198 82H199V81H198ZM11 83H12V82H11ZM89 83H90V82H89ZM116 83H117V81H116ZM130 83H131V82H130ZM136 83H137V82H136ZM148 83H149V82H148ZM150 83H152V82H150ZM155 83H156V81H155ZM159 83H160V82H159ZM169 83H170V82H169ZM177 83H178V82H177ZM61 84H62V83H61ZM75 84H76V83H75ZM96 84H97V83H96ZM105 84H106V83H105ZM109 84H110V83H109ZM119 84H120V83H119ZM162 84H163V83H162ZM172 84H173V83H172ZM197 84H198V83H197ZM9 85H10V84H9ZM59 85H60V84H59ZM82 85H83V84H82ZM131 85H132V84H131ZM145 85H146V84H145ZM147 85H148V84H147ZM156 85H158V84H156ZM192 85H193V84H192ZM11 86H12V85H11ZM61 86H62V85H61ZM79 86H80V84H79ZM83 86H84V85H83ZM85 86H86V85H85ZM96 86H97V85H96ZM102 86H104V85H102ZM109 86H110V87H113L114 85H113V86L109 85ZM119 86H120V85H119ZM136 86H137V85H136ZM149 86H150V84H149ZM158 86H159V85H158ZM164 86H165V85H164ZM164 86H163V87H164ZM166 86H167V85H166ZM170 86H171V83H170ZM170 86H168V88H169ZM177 86H178V85H177ZM179 86H180V85H179ZM189 86H190V85H189ZM5 87H6V86H5ZM5 87H4V89H5ZM9 87H10V86H9ZM97 87H99V86H97ZM122 87H123V86H122ZM163 87H162V90H163ZM171 87H172V86H171ZM181 87H182V85H181ZM197 87H199V86H197ZM71 88H73V87H71ZM74 88H76V87L74 86ZM102 88L106 89L105 87H102ZM114 88H115V87H114ZM116 88H117V87H116ZM139 88H140V87H139ZM141 88H142V87H141ZM158 88H159V87H158ZM179 88H180V87H179ZM182 88H183V87H182ZM76 89H78V88H76ZM83 89H84V88H83ZM104 89H103V90H104ZM112 89H113V88H112ZM125 89H126V88H125ZM171 89H172V88H171ZM175 89H176V88H175ZM191 89H192V88H191ZM191 89H189V90H191ZM194 89H196L195 86H194ZM6 90H7V89H6ZM62 90H64V87H63ZM100 90H102V89H100ZM118 90H119V89H118ZM140 90H141V89H140ZM148 90H149V89H148ZM153 90H154V89H153ZM155 90H156V89H155ZM158 90H159V89H158ZM158 90H157V91H158ZM160 90H161V89H160ZM164 90H165V89H164ZM168 90H169V89H168ZM168 90H166V91H168ZM185 90H186V89H185ZM202 90H203V89H202ZM60 91H61V90H60ZM60 91H58V92H60ZM95 91H96V89H95ZM97 91H98V90H97ZM150 91H151V90H150ZM194 91H195V90H194ZM207 91H208V90H207ZM63 92H65V91H63ZM109 92L112 93L111 90L108 91L107 93H109ZM119 92H120V90H119ZM119 92H118V93H119ZM140 92H141V91H140ZM151 92H152V91H151ZM153 92H154V91H153ZM197 92H198V91H197ZM210 92H211V91H210ZM66 93H67V92H66ZM90 93H91V92H90ZM98 93H100V92L98 91ZM101 93H102V92H101ZM103 93H104V92H103ZM111 93H110V94H111ZM113 93H114V91H113ZM121 93H122V92H121ZM125 93H126V92H125ZM131 93H132V91H131ZM133 93L135 94L134 90H133ZM138 93H139V92H138ZM141 93H142V92H141ZM141 93H140V94H141ZM145 93L147 94L148 92L145 91ZM172 93H173V92H172ZM172 93H171V94H172ZM179 93H180V92H179ZM181 93H182V90H181ZM183 93H184V92H183ZM185 93H188V92L186 91ZM202 93H203V91H202ZM8 94H9V93H8ZM52 94H53V93H52ZM56 94H57V93H56ZM60 94H62V92H61ZM60 94H59V95H60ZM63 94H64V93H63ZM79 94H80V93H79ZM105 94H106V93H105ZM116 94H117V93H116ZM123 94H124V93H123ZM146 94H145V95H146ZM156 94H157V93H156ZM156 94H155V95H156ZM204 94H205V92H204ZM6 95H7V94H6ZM46 95H47V94H46ZM46 95H45V96H46ZM111 95H112V94H111ZM130 95H131V94H130ZM138 95H139V94H138ZM145 95H143L144 98H145ZM157 95H158V94H157ZM188 95H189V94H188ZM209 95H210V94H209ZM0 96H1V95H0ZM53 96H54V95H53ZM61 96H62V95H61ZM98 96H99V95H98ZM106 96H107V95H106ZM113 96H114V94H113ZM115 96L117 97L118 95H115ZM115 96H114V97H115ZM133 96H134V95H133ZM140 96H142V95H140ZM149 96H152V95H149ZM206 96H207V94H206ZM213 96H214V95H213ZM219 96H220V95H219ZM2 97H3V95H2ZM40 97H41V96H40ZM55 97H56V95H55ZM57 97H59V96H57ZM108 97L110 98V95H108ZM114 97H113V99H114ZM143 97H141L140 99H142ZM146 97H148V94H147ZM160 97H162V96L160 95ZM164 97H165V96H164ZM41 98H43V97H41ZM102 98L104 99L103 96H102ZM109 98H108V101H109ZM117 98H118V97H117ZM137 98H138V97H137ZM177 98H178V97H177ZM191 98H192V97H191ZM195 98H196V97H195ZM202 98H203V97H202ZM216 98H217V97H216ZM30 99H31V98H30ZM32 99H33V98H32ZM34 99H35V98H34ZM39 99H40V98H39ZM118 99H119V98H118ZM122 99H124V98H122ZM205 99H206V98H205ZM5 100H6V99H5ZM10 100H11V99H10ZM63 100H64V99H63ZM114 100H115V99H114ZM128 100H131V98L128 99ZM128 100H127V101H128ZM138 100H139V99H138ZM143 100H144V99H143ZM159 100H160V99H159ZM191 100H192V99H191ZM110 101H111V99H110ZM110 101H109V102H110ZM131 101H132V100H131ZM139 101H140V103L142 104V101H141V100H139ZM184 101H186V100H184ZM189 101H190V99H189ZM205 101H206V100H205ZM214 101H216V100H214ZM214 101H213V102H214ZM217 101H218V100H217ZM224 101H225V100H224ZM29 102H30V101H29ZM34 102H35V101H34ZM67 102H68V101H67ZM83 102H84V101H83ZM85 102H86V101H85ZM106 102H107V100H106ZM109 102H107V103L110 104ZM136 102H137V100H136ZM195 102L198 103V100H195ZM199 102H200V101H199ZM201 102H202V101H201ZM32 103H33V102H32ZM35 103H36V102H35ZM101 103H102V102H101ZM118 103H120V102H118ZM131 103L134 104L133 102H131ZM137 103H138V102H137ZM9 104H10V103H9ZM116 104H117V103H116ZM121 104H122V102L120 103V106H121ZM125 104H126V102H125ZM125 104H124V105H125ZM143 104H144V103H143ZM216 104H217V103H216ZM11 105H12V104H11ZM110 105H111V104H110ZM127 105H128V104H127ZM127 105H126V106H127ZM156 105H157V104H156ZM189 105H191V104H189ZM6 106H7V105H6ZM12 106H13V105H12ZM35 106H36V105H35ZM106 106H107V105H106ZM113 106H115V105H113ZM129 106H130V105H129ZM129 106H128V107H129ZM136 106H137V105H136ZM141 106H143V105H141ZM193 106H194V105H193ZM195 106H196V105H195ZM108 107H109V106H108ZM110 107H111V106H110ZM161 107H162V106H161ZM178 107H180V106H178ZM190 107H191V106H190ZM16 108H18V107H16ZM35 108H36V107H35ZM113 108H114V107H112V109H113ZM124 108H125V107H124ZM139 108H140V105H139ZM148 108H149V107H148ZM196 108H197V106H196ZM198 108H199V107H198ZM198 108H197V109H198ZM3 109H4V108H3ZM3 109H2V110H3ZM36 109H37V108H36ZM119 109H120V108H119ZM136 109H138V108H136ZM140 109H142V108H140ZM140 109H139V110H140ZM144 109H145V108H144ZM151 109H152V108H150V110H151ZM185 109H186V108H185ZM199 109H200V108H199ZM201 109H202V108H201ZM5 110H6V109H5ZM109 110H110V109H109ZM115 110H116V109H115ZM117 110H118V109H117ZM121 110H122V109H120V111H121ZM146 110H147V109H146ZM175 110H176V109H175ZM179 110H180V108H179ZM204 110H205V109H203V111H204ZM32 111H33V110H32ZM34 111H35V110H34ZM41 111H42V110H41ZM118 111H119V110H118ZM188 111H189V110H188ZM188 111H187V112H188ZM253 111H254V110H253ZM2 112H4V111H2ZM6 112H7V111H6ZM14 112H15V111H14ZM17 112H18V111H17ZM39 112H40V111H39ZM110 112H112V110H110ZM128 112H129V111H128ZM143 112H144V111H143ZM146 112H148V111H146ZM185 112H186V110H185ZM189 112H190V111H189ZM193 112H195V111L193 110ZM209 112H210V111H209ZM211 112H212V111H211ZM23 113H25V112H23ZM33 113H34V112H32V114H33ZM35 113H37V112L35 111ZM121 113H122V112H121ZM139 113H140V112H139ZM139 113H138V114H139ZM213 113H214V112H213ZM213 113H212V114H213ZM2 114H3V113H2ZM21 114H22V113H21ZM32 114H31V115H32ZM118 114H119V113H118ZM123 114H124V113H123ZM132 114H133V113H132ZM142 114H143V113H142ZM142 114H141V115H142ZM144 114H145V112H144ZM144 114H143V115H144ZM198 114H199V113H198ZM209 114H210V113H209ZM5 115H7V114H5ZM12 115H14V114H12ZM12 115H11V116H12ZM17 115H18V114H17ZM22 115H23V114H22ZM120 115H121V114H120ZM120 115H119V117H118V115H117V117L115 116V121H113V123L111 122V123H112V125H111L112 128L118 127L119 124L121 125L123 122H125V120H124V119L122 118V116H120ZM145 115H146V114H145ZM166 115H167V114H166ZM186 115H187V114H186ZM11 116L8 115L9 118H10ZM15 116H16V115H15ZM38 116H39V115H38ZM109 116H110V115H109ZM124 116H125V115H124ZM173 116H174V115H173ZM177 116H178V115H177ZM177 116H176V117H177ZM183 116H185V115H183ZM200 116H201V115H200ZM0 117H1V116H0ZM16 117H17V116H16ZM19 117H21V116H19ZM31 117H32V116H31ZM166 117H167V116H166ZM194 117H196V116H194ZM202 117H203V116H202ZM202 117H201V119H202ZM17 118H18V117H17ZM103 118L105 119V117H103ZM124 118H125V117H124ZM158 118H160V117H158ZM0 119H1V118H0ZM10 119H11V118H10ZM15 119H16V118H15ZM22 119H23V118H22ZM108 119H109V117H108ZM129 119H130V118H129ZM178 119H179V118H178ZM178 119H177V120H178ZM185 119L187 120L186 116H185ZM209 119H213V121H215V119H216L215 114H213L212 117L209 118ZM105 120H106V119H105ZM109 120H111V119H109ZM123 120H124V121H123ZM137 120H138V119H137ZM137 120H136V121H137ZM182 120H183V119L181 118V121H182ZM206 120H207V119H206ZM128 121H129V120H128ZM140 121H141V120H140ZM179 121H180V120H179ZM201 121H202V120H201ZM201 121H200V122H201ZM217 121H219V120H217ZM33 122H34V121H33ZM85 122L88 123V121H85ZM92 122H93V121H92ZM177 122H178V121H177ZM211 122H212V121H211ZM0 123H1V120H0ZM5 123H6V122H5ZM11 123H12V122H11ZM87 123H86V124H87ZM111 123H110V124H111ZM187 123H188V122H187ZM203 123H204V122H203ZM203 123H202V124H203ZM212 123H213V122H212ZM6 124H7V123H6ZM8 124H9V123H8ZM8 124H7V125H8ZM14 124H15V121H14ZM137 124H138V123H137ZM166 124H167V123H166ZM73 125H74V124H73ZM105 125H107V124H105ZM209 125H210V124H209ZM9 126H10V125H9ZM17 126H18V125H17ZM21 126H22V125H20V127H21ZM81 126H82V125H81ZM83 126H84V125H83ZM90 126H91V125H90ZM123 126H124V125H123ZM192 126H193V125H192ZM201 126H203V125H201ZM201 126H199V127H201ZM205 126H206V125H205ZM5 127H6V126H5ZM15 127H16V126H15ZM15 127H13V128H15ZM23 127H24V126H23ZM84 127H86V126H84ZM121 127H122V126H121ZM121 127H120V128H121ZM163 127H164V126H163ZM188 127H190L191 129H193V127H191V126H188ZM194 127H195V126H194ZM197 127H198V126H197ZM214 127H215V126H214ZM217 127H218V126H217ZM240 127H241L242 130H243L244 128H246V129H251L250 127H246L245 125H242V126H240ZM240 127H239V128H240ZM92 128H93V127H92ZM92 128H91V129H92ZM103 128H104V127H103ZM173 128H174V127H173ZM176 128H177V125H176ZM204 128H205V127H204ZM31 129H32V128H31ZM117 129H118V128H116V130H117ZM198 129H199V128H198ZM216 129H217V128H216ZM216 129H215V130H216ZM220 129H221V128H220ZM5 130H6V128H5ZM18 130H19V129H18ZM38 130H39V129H38ZM38 130H37V128H36V133H37ZM41 130H42V129H41ZM47 130H48V129H47ZM47 130H46V131H47ZM66 130H67V129H66ZM75 130H77V128H75ZM84 130H85V129H84ZM89 130H90V128H89ZM135 130H136V129H135ZM161 130H163V129H161ZM170 130H171V129H170ZM173 130H174V129H173ZM201 130H202V129H201ZM237 130H238V129H237ZM242 130H241V132H242ZM260 130H261V129H260ZM9 131H10V130H9ZM19 131H20V130H19ZM31 131H32V130H31ZM33 131H34V129H33ZM39 131H40V130H39ZM39 131H38V133H39ZM82 131H83V130H82ZM113 131H114V130H113ZM117 131H118V130H117ZM168 131H169V129H168ZM222 131H223V129H222V130H219V131L216 130V134L219 133V132H222ZM224 131H225V130H224ZM247 131H248V130H247ZM249 131H250V130H249ZM41 132H42V131H41ZM44 132H45V131H44ZM75 132H76V131H75ZM87 132H88V130H87ZM101 132H102V131H101ZM106 132H107V131H106ZM157 132H158V131H157ZM159 132H160V129H159ZM188 132H189V131H188ZM190 132H191V131H190ZM193 132H195V131H193ZM200 132H201V131H200ZM209 132H210V131H209ZM212 132H213V131H212ZM226 132H229V131H225V132H223V133H226ZM232 132H233V131H232ZM232 132H231V134L234 135V133H232ZM239 132H240V131H239ZM239 132H238V133H239ZM243 132H244L245 134L248 133V132H246V131H243ZM258 132H259V130H258ZM0 133H1V132H0ZM6 133H7V130H6ZM21 133H22V132H21ZM32 133H33V132H32ZM77 133H78V132H77ZM85 133H86V132H85ZM121 133H122V132H121ZM126 133H127V132H126ZM128 133H129V132H128ZM182 133H184V132H182ZM197 133H198V132H197ZM210 133H211V132H210ZM210 133H208V135H209ZM229 133H230V132H229ZM244 133H243V135H244ZM249 133H250V132H249ZM252 133H253V132H252V130H251V134H252ZM7 134H8V133H7ZM24 134H25V133H24ZM30 134H31V133H30ZM88 134H89V133H88ZM158 134H159V133H158ZM169 134H170V133H169ZM171 134H172V133H171ZM179 134H180V133H179ZM198 134H201V133H198ZM198 134H197V135H198ZM251 134H250V135H251ZM259 134H260V133H259ZM9 135H10V134H9ZM43 135H44L43 132L39 134L40 137H42ZM45 135H46V134H45ZM45 135H44V136H45ZM76 135H77V134H76ZM98 135H99V134H98ZM118 135H120V134H118ZM154 135H155V133H154ZM177 135H178V133H177ZM181 135H182V134H181ZM184 135H185V134H184ZM188 135H189V134H188ZM195 135H196V134H195ZM228 135H229V134H227V136H228ZM247 135H249V134H247ZM2 136H3V135H2ZM13 136H14V135H13ZM44 136H43V137H44ZM120 136H121V135H120ZM120 136H119V138H120ZM133 136H134V135H133ZM150 136H151V135H150ZM186 136H187V135H186ZM206 136H207V135H206ZM210 136H211V134H210ZM215 136H216V135H215ZM222 136H223V134H222ZM229 136H230V135H229ZM229 136H228V137H229ZM252 136H254V135H252ZM252 136H251V137H252ZM14 137H15V136H14ZM40 137H39V138H40ZM46 137H47V136H46ZM74 137H75V136H74ZM100 137H102V136L100 135ZM117 137H118V136H117ZM166 137H167V136H166ZM178 137H180V136H178ZM231 137H232V136H231ZM231 137H230V138H231ZM259 137H260V136H259ZM108 138H109V137H108ZM113 138H114V137H113ZM113 138H112V139H113ZM121 138H123V137L121 136ZM153 138H154V137H153ZM185 138H186V137H185ZM195 138H197V136H195ZM199 138H200V137H199ZM212 138H214V136H213ZM215 138H216V137H215ZM215 138H214V140H216ZM217 138H218V137H217ZM241 138H242V137H241ZM248 138H249V137H248ZM3 139H5V138H3ZM9 139H10V138H9ZM30 139H31L30 136H26V135H25V136H21V139H20V145H19L18 148H17V150L19 151V154H20L19 157L24 156L25 154H29V153H31V149H33V146H34L33 144H34V143L32 144L33 146H31V143H32V142H31ZM48 139H50L49 136H48ZM56 139H57V138H56ZM79 139H80L79 143H80L81 145L91 144V143H89L91 140H90V139H87V138L85 137V135H84V137L79 138ZM116 139H117V138H116ZM166 139H167V138H166ZM180 139H182V138H180ZM0 140H1V139H0ZM38 140H39V139H38ZM57 140H58V139H57ZM77 140H78V139H77ZM77 140H76V141H77ZM101 140H102V139H101ZM121 140H122V139H121ZM132 140H133V139H132ZM155 140H156V139H155ZM155 140H154V141H155ZM193 140H194V139H193ZM212 140H213V139H212ZM234 140H235V139H234ZM248 140H250V139H248ZM2 141H3V140H2ZM6 141H7V140H6ZM9 141H10V140H9ZM39 141H40V140H39ZM39 141H38V142H39ZM50 141H52V140H50ZM60 141H62V140H60ZM67 141H68V140H67ZM76 141H75V143H76ZM167 141H171V140H169V138H168ZM180 141H181V140H180ZM189 141H190V140H189ZM195 141H196V140H195ZM13 142H14V140H13ZM40 142H41V141H40ZM45 142H46V141H45ZM71 142H72V141H71ZM124 142H125V141H124ZM150 142H152V141H150ZM201 142H203V141H201ZM205 142H206V141H205ZM236 142H237V141H236ZM50 143L52 144V142H50ZM54 143H55V142H54ZM56 143H57V142H56ZM104 143H105V142H104ZM118 143H119V141H118ZM120 143H121V142H120ZM134 143H135V142H134ZM143 143H144V142H143ZM190 143H191V142H190ZM203 143H204V142H203ZM10 144H11V143H10ZM41 144H42V146H44L46 143L44 144V143L41 142ZM43 144H44V145H43ZM64 144H65V143H64ZM105 144H106V148H107L106 150L113 151V150H114L113 147L117 145V142H116V145H113L114 143H111V142H109V143L106 142ZM150 144H151V143H150ZM186 144H187V143H186ZM234 144H235V142H234ZM4 145H6V144H4ZM46 145H47V144H46ZM56 145L58 146V144H56ZM61 145H62V143H61ZM65 145H66V144H65ZM71 145H72V144H71ZM134 145H135V144H134ZM137 145H138V144H137ZM141 145H142V144H141ZM157 145H158V144H157ZM172 145H173V144H172ZM187 145H188V146H186V147L189 148L188 150L191 151V153H192V152H197V151H199L200 149L203 150V145H206V143L202 145V143L198 142V143H196V144H193V143H192L191 145H189V144H187ZM207 145H208V144H207ZM9 146H10V145H9ZM54 146H55V145H54ZM66 146H68V145H66ZM79 146H80V145H79ZM100 146H102V145H100ZM103 146H104V145H103ZM117 146H118V145H117ZM155 146H156V145H155ZM182 146H183V145H182ZM40 147H41V146H40ZM44 147H45V146H44ZM58 147H59V146H58ZM61 147H62V146H61ZM130 147H132V146H130ZM157 147H158V146H157ZM180 147H181V146H180ZM204 147H205V146H204ZM209 147H210V146H209ZM6 148H7V146H6ZM11 148L13 149V147H11ZM47 148H48V147H47ZM59 148H60V147H59ZM67 148H68V147H67ZM118 148H120V147H118ZM127 148H129V147H127ZM177 148H178V147H177ZM184 148H185V147H184ZM198 148H200V149H198ZM247 148H248V147H247ZM4 149H5V148H4ZM7 149H8V148H7ZM7 149H5V150H7ZM35 149H36V147H35ZM45 149H46V148H45ZM45 149H44V150H45ZM63 149H64V148H63ZM70 149H71V148H69V150H70ZM83 149H84V148H83ZM85 149H86V148H85ZM129 149H130V148H129ZM129 149H128V150H129ZM178 149H179V148H178ZM204 149H205V148H204ZM234 149H235V148H234ZM240 149H241V148H240ZM242 149H243V148H242ZM50 150H51V149H50ZM56 150H57V149H56ZM67 150H68V149H67ZM69 150H68V152H69ZM78 150H79V149H78ZM91 150H92V149H91ZM96 150H97V149H96ZM115 150H116V149H115ZM179 150H183V148H180ZM208 150H209V149H208ZM208 150H207V153H208ZM243 150H244V149H243ZM8 151H10V149H9ZM83 151H84V150H83ZM153 151H154V150H153ZM189 151H188V152H189ZM212 151H213V149L211 150L210 153H212ZM248 151H250V150L248 149ZM251 151H252V150H251ZM15 152H17V151H15ZM42 152H43V150H42ZM42 152L40 151V154H41ZM55 152H56V151H55ZM75 152H77V151L75 150ZM114 152H115V151H114ZM119 152H120V151H119ZM146 152H147V151H146ZM173 152H174V151H173ZM203 152H204V151H203ZM205 152H206V151H205ZM215 152H216V151H215ZM234 152H235V151H234ZM49 153H50V152H49ZM52 153H53V152H52ZM88 153H89V152H88ZM98 153H99V152H98ZM131 153H132V152H131ZM131 153H130V154H131ZM149 153H150V152H149ZM170 153H171V152H170ZM10 154H11V153H10ZM54 154H55V153H54ZM63 154H64V153H63ZM67 154H68V153H67ZM92 154H93V153H92ZM124 154H126V153H124ZM152 154H153V153H152ZM154 154H156V153H154ZM178 154H179V153H178ZM196 154H198V153H196ZM205 154H206V153H205ZM216 154H217V153H216ZM216 154H213V155L211 154V156H213V157L215 156V157H216ZM220 154H221V153H220ZM249 154H250V152H249ZM14 155H15V153H14ZM17 155H18V154H17ZM38 155H39V154H38ZM47 155H48V151H45V155H44V156H47ZM49 155H50V154H49ZM52 155H53V154H52ZM52 155H51V156H52ZM77 155H78V154H77ZM85 155H86V154H85ZM93 155H94V154H93ZM95 155H96V154H95ZM127 155H128V154H127ZM148 155H149V154H148ZM158 155H159V154H158ZM158 155H156V156H158ZM167 155H168V154H167ZM181 155H182V154H181ZM181 155H180V156H181ZM201 155H203V154H201ZM7 156H8V155H7ZM39 156H40V155H39ZM70 156H71V155H70ZM96 156H97V155H96ZM99 156H100V155H99ZM101 156H102V154H101ZM115 156H116V155H115ZM161 156H162V155H161ZM176 156H177V155H176ZM204 156H205V155H204ZM206 156H207V154H206ZM1 157H2V156H1ZM16 157H17V156H16ZM24 157H25V156H24ZM26 157H27V155H26ZM40 157H42V156H40ZM53 157H54V156H53ZM66 157H67V156H66ZM71 157H72V156H71ZM78 157H79V156H78ZM81 157H82V156H81ZM92 157H93V156H92ZM103 157H104V156H103ZM118 157H119V156H118ZM6 158H7V160H9L8 157H6ZM11 158L13 159V157H11ZM21 158H22V157H21ZM27 158H28V157H27ZM27 158H25V159L27 160ZM68 158H69V157H68ZM101 158H102V157H101ZM129 158H130V157H129ZM180 158H181V157H180ZM205 158H206V157H205ZM207 158H208V157H207ZM221 158H222V157H221ZM221 158H220V159H221ZM35 159H36V158H35V154H34V155L31 156V159H30V160H31V161L33 160L32 162L34 163ZM44 159H45V158H44ZM44 159H43V161H44ZM48 159H49V158H48ZM48 159H47V160H48ZM98 159H99V158H98ZM106 159H107V158H106ZM167 159H168V158H167ZM213 159H216V158H213ZM239 159H240V158H239ZM254 159H255V158H253V160H254ZM2 160H3V159H2ZM10 160H11V159H10ZM10 160H9V161H10ZM14 160H15V159H14ZM14 160H13V161H14ZM16 160H18V159L16 158ZM21 160L23 161V159H21ZM26 160H24V161H26ZM28 160H29V158H28ZM28 160H27V161H28ZM38 160H39V159H38ZM82 160H83V159H82ZM182 160H183V159H182ZM196 160H198V159H196ZM204 160H205V159H204ZM206 160H207V159H206ZM249 160H250V159H249ZM50 161H51V160H50ZM79 161H81V160H79ZM98 161H99V160H98ZM112 161H113V160H112ZM147 161H148V160H147ZM149 161H150V160H149ZM157 161H158V160H157ZM170 161H171V160H170ZM173 161H174V160H173ZM189 161H190V160H189ZM201 161H202V160H201ZM216 161L219 163L218 160H216ZM225 161H226V160H225ZM228 161H229V160H228ZM0 162H2V161H0ZM4 162H5V161H4ZM46 162H47V161H46ZM53 162H54V161H53ZM101 162H102V161H101ZM153 162H154V161H153ZM160 162H161V161H160ZM196 162H199V161H196ZM211 162H212V161H211ZM29 163H31V162H29ZM48 163H49V162H48ZM87 163H88V162H87ZM157 163H158V162H157ZM169 163H171V162H169ZM194 163H195V162H194ZM199 163H200V162H199ZM218 163H217V164H218ZM225 163H227V161H226ZM228 163H230V162H228ZM228 163H227V164H228ZM240 163H241V162H240ZM251 163H252V162H251ZM4 164H5V163H4ZM49 164H50V163H49ZM161 164H162V163H160V165H161ZM166 164H167V163H166ZM209 164H210V163H209ZM219 164H221V163H219ZM223 164H224V163H223ZM231 164H232V163H231ZM246 164H247V163H246ZM252 164H253V163H252ZM1 165H2V164H1ZM12 165H13V164H12ZM36 165H37V164H36ZM40 165L42 166L43 164H40ZM40 165H39V166H40ZM47 165H48V164H47ZM54 165H55V164H54ZM136 165H137V164H136ZM136 165H135V166H136ZM157 165H158V164H157ZM170 165H171V164H170ZM194 165H195V164H194ZM211 165H212V164H211ZM107 166H108V165H107ZM137 166H138V165H137ZM148 166H149V165H148ZM161 166H162V165H161ZM161 166H160V167H161ZM175 166H176V165H175ZM197 166H198V165H197ZM197 166H195V167H197ZM220 166H221V165H220ZM232 166H233V165H232ZM247 166H248V168H249V165H248V164H247ZM1 167H2V166H1ZM5 167H6V166H5ZM17 167H18V166H17ZM17 167H16V168H17ZM85 167H86V166H85ZM162 167H163V166H162ZM166 167H168V166H166ZM169 167H170V166H169ZM169 167H168V168H169ZM201 167H202V166H201ZM214 167H215V166H214ZM223 167H224V165H223ZM223 167H222V168H223ZM245 167H246V166H245ZM258 167H259V165H258ZM13 168H14V167H13ZM30 168H31V167H30ZM46 168H49V167L46 166ZM80 168H81V166H80ZM88 168H89V167H88ZM118 168H119V167H118ZM137 168H138V167H137ZM146 168H147V167H146ZM150 168H151V167H149L147 170L149 171ZM164 168H165V167H164ZM184 168H185V167H184ZM193 168H194V166H193ZM193 168H192V169H193ZM209 168H210V167H209ZM212 168H213V167H212ZM216 168H217V167H216ZM18 169H19V168H18ZM24 169H25V167H24ZM33 169H34V168H33ZM41 169H42V168H41ZM57 169H58V168H57ZM108 169H109V168H108ZM159 169H160V168H159ZM161 169H162V168H161ZM170 169H171V168H170ZM177 169H178V168H177ZM195 169H196V168H195ZM198 169H200L199 166H198ZM198 169H197V170H198ZM213 169H215V168H213ZM233 169H234V168H233ZM249 169H250V168H249ZM258 169H259V168H258ZM49 170H50V169H49ZM152 170H153V169H152ZM154 170H155V169H154ZM193 170H194V169H193ZM193 170H192V171H193ZM197 170H196V171H197ZM207 170H208V168H207ZM237 170H238V169H237ZM259 170H260V169H259ZM46 171L48 172V170H46ZM62 171H63V170H62ZM131 171H132V170H131ZM139 171H140V170H139ZM148 171H147V172L145 171V172L148 173ZM165 171H166V170H165ZM165 171H164V172H165ZM208 171H209V170H208ZM221 171H222V170H221ZM221 171H220V172H221ZM255 171H256V170H255ZM262 171H263V170H262ZM4 172H6L5 174H7V171H4ZM18 172H19V171H18ZM39 172H40V171H39ZM41 172H42V171H41ZM149 172H150V171H149ZM151 172H152V171H151ZM151 172H150V173H151ZM154 172H155V171H154ZM156 172H157V170H156ZM210 172H211V171H210ZM223 172H224V171H223ZM0 173H1V172H0ZM2 173H3V172H2ZM13 173H14V171H13ZM56 173H57V172H56ZM150 173H149V176H150ZM162 173H163V171H162ZM172 173H173V172H172ZM186 173H187V172H186ZM215 173H217V170H216V172H214V174H215ZM3 174H4V173H3ZM3 174H2V175H3ZM112 174H113V173H111V175H112ZM130 174H131V173H130ZM135 174H136V173H135ZM206 174H208V173H206ZM211 174H212V173H211ZM217 174H218V173H217ZM220 174H221V173H220ZM7 175H8V174H7ZM21 175H22V174H21ZM86 175H87V174H86ZM143 175H144V174L142 173L141 176H143ZM163 175H164V174H163ZM171 175H172V174H171ZM208 175L210 176V174H208ZM221 175H222V174H221ZM224 175H226V174H224ZM224 175H223V176H224ZM24 176H27V175H24ZM33 176H34V175H33ZM83 176H84V175H83ZM113 176H114V175H113ZM152 176H153V175H152ZM152 176H151V177H152ZM173 176H175V175H173ZM173 176H172L171 179H175ZM188 176H189V175H188ZM206 176H207V175H206ZM211 176H212V175H211ZM2 177H3V176H2ZM8 177H9V176H8ZM118 177H119V176H118ZM137 177H138V176H137ZM143 177H144V180H145V176H143ZM146 177H147V176H146ZM155 177H156V176H155ZM164 177H165V175H164ZM168 177H170V176H168ZM177 177H180V175L177 176ZM230 177H231V176H230ZM22 178H23V177H22ZM45 178H46V177H45ZM51 178H52V177H51ZM85 178H86V177H85ZM89 178H90V176H89ZM91 178H92V177H91ZM101 178H102V177H101ZM133 178H134V177H133ZM135 178H136V176H135ZM153 178H154V177H153ZM153 178H152V179H153ZM157 178H158V177H157ZM161 178H162V177H161ZM161 178H160V179H161ZM195 178H196V177H195ZM197 178H198V177H197ZM209 178H210V177H209ZM227 178H228V177H227ZM233 178H234V177H232V179H233ZM24 179H25V178H24ZM31 179H33V178H31ZM52 179H53V178H52ZM103 179H105V178H103ZM112 179H113V178H112ZM165 179H167V178H165ZM176 179H177V178H176ZM191 179H192V178H191ZM210 179H211V178H210ZM215 179H216V178H215ZM221 179H222V178H221ZM228 179L230 180V178H228ZM27 180H29V178H28ZM27 180H26V181H27ZM94 180H95V179H94ZM105 180H106V179H105ZM127 180H128V179H127ZM147 180H148V179H146V181H147ZM161 180L163 181V179H161ZM167 180H168V179H167ZM188 180H190V178H189ZM197 180H198V179H197ZM200 180H201V179H200ZM234 180H235V179H234ZM13 181H14V180H13ZM20 181H21V180H20ZM20 181H19V183H20ZM40 181H41V179H40ZM82 181H83V180H82ZM97 181H98V180H97ZM97 181H96V182H97ZM115 181H116V180H115ZM117 181H118V180H117ZM123 181H124V180H123ZM135 181H136V179H135ZM216 181H217V180H216ZM16 182H17V181H16ZM34 182H35V181H34ZM50 182H51V181H50ZM127 182H128V181H127ZM140 182H141V181H140ZM140 182H139V183H140ZM158 182H159V181H158ZM167 182H170V181H167ZM172 182H173V180H172ZM190 182H191V180H190ZM196 182H197V181H196ZM198 182H199V181H198ZM200 182H201V181H200ZM200 182H199V183H200ZM202 182H203V181H202ZM208 182H209V181H208ZM224 182H225V181H224ZM224 182H223V183H224ZM235 182H237V180H236ZM241 182H242V181H241ZM243 182H244V181H243ZM6 183H7V182H6ZM29 183H30V182H29ZM42 183H43V182H42ZM87 183H88V182H86V184H87ZM102 183H103V182H102ZM120 183H121V182H120ZM120 183H118V184H119V185H122L124 182H123L122 184H120ZM132 183H133V182H132ZM137 183H138V182H137ZM145 183H147V182H145ZM152 183H153V182H152ZM160 183H161V182H160ZM188 183H189V182H188ZM204 183H205V182H204ZM212 183H213V182H212ZM218 183H219V181H218ZM232 183H233V181H232ZM239 183H240V182H239ZM13 184H14V183H13ZM75 184H76V183H75ZM112 184H113V183H112ZM118 184H117V185H118ZM134 184H135V183H133V185H134ZM156 184H157V182H156ZM156 184L154 183V185H156ZM176 184H177V183H176ZM176 184H175V185H176ZM206 184H208V183H206ZM219 184H220V183H219ZM235 184H236V183H235ZM241 184H242V183H241ZM42 185H43V184H42ZM84 185H85V184H84ZM105 185H106V184H105ZM129 185H130V184H129ZM138 185H139V184H138ZM143 185H144V181H143ZM151 185H152V184H151ZM151 185H150V186H151ZM157 185H158V184H157ZM171 185H173V184H171ZM171 185H170V186H171ZM199 185H200V184H199ZM199 185H198V187H199ZM28 186H29V185H28ZM28 186H27V187H28ZM40 186H41V185H40ZM86 186H87V185H86ZM96 186H97V184H96ZM98 186H99V185H98ZM114 186H115V185H114ZM152 186H153V185H152ZM165 186H166V185H165ZM173 186H174V185H173ZM221 186H222V185H221ZM234 186H235V185H234ZM12 187H13V186H12ZM12 187H11V188H12ZM23 187H24V186H23ZM37 187H38V186H37ZM42 187H43V186H41V188H42ZM112 187H113V186H112ZM117 187H118V186H117ZM117 187H116V188H117ZM123 187H124V186H122V187H120V188H123ZM129 187H130V186H129ZM181 187H182V186H181ZM202 187H203V185H202ZM235 187H236V186H235ZM2 188H3V187H2ZM14 188H15V187H14ZM20 188H21V186H20ZM39 188H40V187H39ZM75 188H76V187H75ZM75 188H74V189H75ZM88 188L90 189V187H88ZM91 188H92V187H91ZM103 188H104V187H103ZM103 188H102V189H103ZM108 188H109V187H108ZM124 188H125V187H124ZM174 188H175V187H174ZM174 188H173V190H174L173 192L176 191V189H174ZM182 188H183V187H182ZM185 188H186V186H185ZM203 188H204V187H203ZM217 188H218V187H217ZM220 188H221V187H220ZM236 188H238V187H236ZM241 188H242V187H241ZM8 189H9V188H8ZM44 189H45V188H44ZM54 189H55V188H54ZM65 189H66V188H65ZM93 189H94V188H93ZM104 189H105V188H104ZM110 189H111V188H110ZM112 189H114V187H113ZM118 189H119V188H118ZM118 189H117V190H118ZM162 189H163V188H162ZM186 189H187V188H186ZM204 189H205V188H204ZM214 189H215V188H214ZM256 189H257V188H256ZM13 190H14V189H13ZM20 190H21V189H20ZM25 190H26V189H25ZM27 190H28V189H27ZM47 190H48V189H46L45 191H47ZM67 190H68V189H67ZM70 190H71V189H70ZM78 190H79V189H78ZM85 190H86V189H85ZM85 190H84V191H85ZM90 190H92V189H90ZM117 190H116V191H117ZM119 190H120V189H119ZM139 190H140V189H139ZM153 190H155V189H153ZM159 190H160V189H159ZM169 190H170V189H169ZM179 190H181V189H179ZM239 190H240V189H239ZM241 190H242V189H241ZM6 191H8V190H6ZM6 191H5V192H6ZM29 191H30V190H29ZM48 191H50V190H48ZM74 191H75V190H74ZM93 191H94V190H93ZM110 191H111V190H110ZM114 191H115V190H114ZM127 191H128V189H127ZM137 191H138V190H137ZM144 191H146V190H144ZM181 191H182V190H181ZM187 191H188V190H187ZM191 191H192V190H191ZM3 192H4V190H3ZM11 192H12V191H11ZM76 192H77V191H76ZM76 192H74V193H76ZM78 192H79V191H78ZM88 192H89V191H88ZM96 192H97V191H96ZM102 192H104V191H101V193H102ZM105 192H106V191H105ZM128 192H129V191H128ZM149 192H150V191H149ZM159 192H161V191H159ZM164 192H165V191H164ZM201 192H202V191H201ZM221 192H222V191H221ZM241 192H242V191H241ZM9 193H10V192H9ZM9 193H8V194H9ZM23 193H24V192H23ZM46 193H47V192H46ZM83 193H84V192H83ZM92 193H94V192H92ZM119 193H120V192H119ZM119 193H117L116 196H118ZM134 193H135V192H134ZM145 193H147V192H145ZM153 193H154V192H153ZM165 193H167V192H165ZM179 193H181V192H179ZM185 193H186V192H185ZM227 193H228V192H227ZM231 193H232V192H231ZM249 193H250V192H249ZM14 194H15V193H14ZM14 194H12V195H10V196H13ZM17 194H18V193H17ZM21 194H22V193H21ZM29 194H30V193H29ZM40 194H41V193H40ZM40 194H39V195H40ZM49 194H50V193H49ZM78 194H79V193H78ZM89 194H90V193H89ZM94 194H95V193H94ZM105 194H106V193H105ZM110 194H111V193H110ZM122 194H124V192H123ZM126 194H127V192H126ZM137 194H138V192H137ZM143 194H144V193H143ZM154 194H155V193H154ZM193 194H194V193H193ZM222 194H223V193H222ZM6 195H7V194H6ZM52 195H53V194H52ZM103 195H104V194H103ZM108 195H109V194H108ZM140 195H141V194H140ZM150 195H151V194H150ZM172 195H173V194H172ZM177 195H178V193H177ZM180 195H181V194H180ZM186 195H187V194H186ZM190 195H191V193H190ZM190 195H189V196H190ZM204 195H205V194H204ZM236 195H237V194H236ZM7 196H8V195H7ZM10 196H9V197H10ZM14 196H15V195H14ZM24 196H25V195H24ZM29 196H30V195H29ZM41 196H42V195H41ZM61 196H62V195H61ZM90 196H92V195H90ZM130 196H131V195H130ZM148 196H149V194H148ZM165 196H166V195H165ZM191 196H192V195H191ZM15 197H16V196H15ZM18 197H19V196H18ZM25 197H26V196H25ZM25 197H24V198H25ZM30 197H31V196H30ZM84 197H85V196H83V198H84ZM86 197H87V196H86ZM102 197H103V196H102ZM108 197H110V196H108ZM163 197H164V196H163ZM172 197H174V196H172ZM175 197H176V196H175ZM192 197H193V196H192ZM235 197H237V196H235ZM239 197H240V196H239ZM22 198H23V197H22ZM42 198H44V197H42ZM48 198H50V197H48ZM87 198H88V197H87ZM92 198H93V197H92ZM112 198H114V197H112ZM138 198H139V197H138ZM138 198H135V199L137 200ZM6 199L8 200V198H6ZM26 199H27V198H26ZM32 199H33V198H32ZM36 199H37V198H36ZM66 199H68V197H66ZM72 199H73V198H72ZM84 199H85V198H84ZM153 199H154V198H153ZM166 199H167V198H166ZM180 199H181V198H180ZM188 199H190V198H188ZM203 199H204V198H203ZM219 199H220V198H219ZM224 199H225V198H224ZM235 199H236V198H235ZM241 199H242V198H241ZM21 200H22V199H21ZM21 200H20V201H21ZM23 200H24V199H23ZM23 200H22V203L24 204L26 200H25L24 202H23ZM27 200H28V199H27ZM34 200H35V199H34ZM46 200H48V199H46ZM76 200H77V199H76ZM115 200H116V199H115ZM119 200H121V202H122V201H124V198H121V196H120ZM129 200H131V198H130ZM159 200H160V199H159ZM191 200H192V198H191ZM191 200H190V201H191ZM193 200H194V199H193ZM199 200H200V199H199ZM213 200H214V199H213ZM238 200H239V199H238ZM246 200H247V199H246ZM15 201H16V200H15ZM17 201H18V200H17ZM29 201H30V202H33V201H31V200H29ZM42 201H44V200H42ZM64 201H66V200L64 199ZM92 201H93V200H92ZM107 201H108V200H107ZM125 201H126V199H125ZM150 201H153V200H150ZM160 201H161V200H160ZM164 201H165V200H164ZM188 201H189V200H188ZM195 201L197 202L198 199L195 200ZM202 201H203V200H202ZM227 201H228V200H227ZM239 201H240V200H239ZM256 201H257V199H256ZM26 202H28V201H26ZM40 202H41V200H40ZM154 202H155V200H154ZM178 202H179V201H178ZM198 202H199V201H198ZM200 202H201V201H200ZM220 202H221V201H220ZM247 202H248V201H247ZM260 202H262V201H260ZM13 203H14V201H13ZM18 203H19V202H18ZM33 203H34V202H33ZM33 203H32V204H33ZM35 203H36V202H35ZM35 203H34V204H35ZM37 203H38V202H37ZM93 203H94V202H93ZM99 203H102V202L99 201ZM117 203H118V202H117ZM143 203H144V202H143ZM156 203H158V202H156ZM164 203H166V201H165ZM176 203H177V202H176ZM209 203H210V202H209ZM214 203H215V202H214ZM255 203H256V202H255ZM255 203H254V204H255ZM4 204H6V203H4ZM4 204H3V205H4ZM14 204H15V203H14ZM16 204H17V203H16ZM16 204H15V205H16ZM32 204H31V205H32ZM41 204H42V203H41ZM104 204H105V203H104ZM121 204H122V203H121ZM187 204H188V203H187ZM216 204H217V203H216ZM241 204H242V203H241ZM256 204H257V203H256ZM259 204H261V203H259ZM11 205H12V204H11ZM15 205H14V206H15ZM19 205H20V204H19ZM19 205H17V206H19ZM36 205H37V204H36ZM36 205H35V206H36ZM43 205H44V204H43ZM43 205H40V204H39V206H43ZM91 205H92V204H91ZM101 205H102V204H101ZM133 205H134V204H133ZM185 205H186V204H185ZM190 205H191V204H190ZM190 205H189V206H190ZM193 205H194V204H193ZM195 205H196V204H195ZM246 205H247V204H246ZM248 205H249V204H248ZM0 206H1V205H0ZM7 206H9V205H7ZM7 206H6V207H7ZM17 206H16V207H17ZM20 206H21V205H20ZM37 206H38V205H37ZM79 206H80V205H79ZM84 206H85V205H84ZM93 206H94V205H93ZM96 206H97V203H96ZM108 206H109V205H108ZM115 206H116V205H115ZM124 206H125V205H124ZM161 206H162V205H161ZM166 206H167V205H166ZM173 206H175V205H173ZM179 206H180V205H179ZM179 206H178V207H179ZM198 206H199V205H198ZM211 206H212V205H211ZM213 206H214V205H213ZM223 206H224V204H223ZM225 206H226V205H225ZM238 206H239V205H238ZM249 206H250V205H249ZM251 206H252V203H251ZM261 206H262V205H261ZM263 206H264V205H263ZM12 207H13V205H12ZM25 207H26V206H25ZM25 207H24V209H25ZM28 207H29V206H28ZM28 207L25 209V211H26L27 209L29 210ZM71 207H72V206H71ZM81 207H82V206H81ZM86 207H87V206H86ZM88 207H89V206H88ZM94 207H95V206H94ZM125 207H126V206H125ZM129 207H130V205H129ZM132 207H133V206H132ZM146 207H148L147 204H146ZM162 207H163V206H162ZM183 207H184V205H183ZM191 207H192V206H191ZM196 207H197V206H196ZM216 207L218 208V206H216ZM226 207L229 208V206H226ZM240 207H241V206H240ZM3 208H4V207H3ZM8 208H9V207H8ZM10 208H11V207H10ZM19 208H20V207H19ZM40 208H41V207H40ZM62 208H63V207H62ZM101 208H102V207H101ZM121 208H122V207H121ZM127 208H128V205H127ZM164 208H165V207H164ZM228 208H227V209H228ZM232 208H233V207H232ZM257 208H258V207H257ZM1 209H2V207H1ZM13 209H14V208H13ZM17 209H18V208H16V210H17ZM65 209H66V208H65ZM67 209H68V208H67ZM69 209H71V208H69ZM82 209H83V208H81V210H82ZM97 209H98V207H97ZM122 209H123V208H122ZM125 209H126V208H124V210H125ZM135 209H136V207H135ZM146 209H147V208H146ZM154 209H155V208H154ZM166 209H167V208H166ZM183 209H184V208H183ZM198 209H199V207H198ZM225 209H226V208H225ZM234 209H235V208H234ZM247 209H248V208H247ZM262 209H264V208H262ZM19 210H20V209H19ZM28 210H27V211H28ZM32 210H33V209H32ZM74 210H75V209H74ZM114 210H115V209H114ZM127 210H128V209H127ZM129 210H130V209H129ZM202 210H203V209H202ZM230 210H231V209H230ZM239 210H240V209H239ZM249 210H250V209H248V211H249ZM4 211H5V209H4ZM6 211H7V210H6ZM22 211H23V209H22ZM29 211H31V210H29ZM33 211H34V210H33ZM82 211H83V210H82ZM130 211H131V210H130ZM158 211H159V210H158ZM164 211H165V210H164ZM177 211H178V210H177ZM198 211H200V210H198ZM218 211H219V210H218ZM232 211H233V210H232ZM255 211H256V210H255ZM257 211H258V209H257ZM259 211H260V210H259ZM9 212H12V211L9 210ZM15 212H16V211H15ZM15 212H14V213H15ZM43 212H44V211H43ZM67 212H68V211H67ZM85 212H86V211H85ZM93 212H94V211H93ZM95 212H96V211H95ZM97 212H98V211H97ZM97 212H96V214H97ZM120 212H123V211H120ZM151 212H152V211H151ZM153 212H154V211H153ZM213 212H214V211H213ZM222 212H223V211H222ZM234 212H235V211H234ZM241 212H242V211H240V213H241ZM253 212H254V211H253ZM22 213H23V212H22ZM22 213H21V214H22ZM30 213H33V212L31 211ZM30 213H28V215H29ZM44 213H45V212H44ZM44 213H43V214H44ZM90 213H91V212H90ZM108 213H109V212H108ZM127 213H130V212H127ZM135 213H136V212H135ZM203 213H204V212H203ZM246 213H247V212H246ZM249 213H250V212H249ZM0 214H1V213H0ZM9 214H10V213H9ZM51 214H52V213H51ZM68 214H69V213H68ZM68 214H66V216H68ZM76 214H77V213H76ZM84 214H85V213H84ZM114 214H115V213H114ZM156 214H157V213H156ZM167 214H168V213H167ZM213 214H214V213H213ZM236 214H238V213H236ZM244 214H245V213H244ZM13 215H14V214H13ZM22 215H23V214H22ZM28 215L26 214V217H27ZM30 215H31V214H30ZM30 215H29V216H30ZM34 215H35V214H34ZM41 215H42V214H41ZM44 215H45V214H44ZM44 215H43V216H44ZM112 215H113V214H112ZM119 215H120V214H119ZM144 215H145V214H144ZM154 215H155V214H154ZM201 215H203V214H201ZM228 215H229V214H228ZM234 215H235V214H234ZM239 215L242 216L241 214H239ZM249 215H250V214H249ZM10 216H11V215H10ZM16 216H17V215H16ZM20 216H21V215H20ZM29 216H28V217H29ZM51 216H53V215H51ZM78 216H79V215H78ZM80 216H81V215H80ZM82 216H84V215H82ZM113 216H114V215H113ZM204 216H205V214H204ZM215 216H216V215H215ZM215 216H212V217H215ZM230 216H231V215H230ZM235 216H236V215H235ZM254 216H255V215H254ZM24 217H25V216H24ZM26 217H25V218H26ZM28 217H27V218H28ZM69 217H70V216H69ZM86 217H87V216H86ZM104 217H105V216H104ZM104 217H103V218H104ZM110 217H111V215H110ZM136 217H137V215H136ZM175 217H176V216H175ZM177 217H178V215H177ZM205 217H206V216H205ZM218 217H219V214H218ZM223 217H224V216H223ZM237 217H239V216H237ZM248 217H249V216H248ZM251 217H252V216H251ZM263 217H264V216H263ZM9 218H10V217H9ZM21 218H22V217H21ZM21 218H18V219H21ZM27 218H26V219H27ZM30 218H31V217H30ZM40 218H41V217H40ZM78 218H79V217H78ZM83 218H84V217H83ZM88 218H89V217H88ZM92 218H93V217H92ZM107 218H108V217H107ZM134 218H135V217H134ZM210 218H211V217H210ZM226 218H227V217H226ZM241 218H242V217H241ZM243 218H244V217H243ZM245 218H246V216H245ZM245 218H244V219H245ZM257 218H258V217H257ZM261 218H262V217H261ZM15 219H16V218H15ZM31 219H34V218H31ZM90 219H91V218H90ZM99 219H100V218H99ZM105 219H106V218H105ZM218 219H219V218H218ZM223 219H224V218H223ZM238 219H239V218H238ZM250 219H251V218H250ZM250 219H247V220L245 219V220L248 221V220H250ZM68 220H69V219H68ZM72 220H73V219H72ZM79 220H80V219H79ZM86 220H89V219L86 218ZM95 220H96V219H94V221H95ZM168 220H169V219H168ZM204 220H205V219H204ZM224 220H225V222H223V223L219 222V223L217 224V223L214 222V224H217V228H218V230H220V231H222L220 228H222V229H226V228L228 227V225H227L228 222L226 223V219H224ZM240 220H241V219H240ZM242 220H243V219H242ZM245 220H243V223L245 222ZM259 220H261V221L263 222V219H259ZM259 220H258V221H259ZM69 221H71V220H69ZM103 221H104V220H103ZM107 221H108V220H107ZM172 221H173V219H172ZM189 221H190V220H189ZM197 221H198V220H197ZM212 221H213V218H212ZM227 221H228V220H227ZM230 221H231V220H230ZM238 221H239V220H238ZM252 221H253V220H252ZM254 221H255V220H254ZM23 222H24V220H23ZM73 222H74V220H73ZM78 222H79V221H78ZM87 222H88V221H87ZM87 222H86V224H87ZM89 222H90V221H89ZM96 222H97V221H96ZM101 222H102V221H101ZM105 222H106V221H105ZM113 222H114V221H113ZM217 222H218V220H217ZM99 223H100V222H99ZM177 223H178V222H177ZM177 223H176V224H177ZM207 223H208V222H207ZM212 223H213V222H212ZM212 223H211V224H212ZM23 224H24V223H23ZM36 224H37V223H36ZM44 224L47 225L48 223H47V224L44 223ZM86 224H85V225H86ZM101 224H102V223H101ZM122 224H123V223H122ZM125 224H126V223H125ZM190 224H191V223H190ZM192 224H193V223H192ZM246 224H247V222H246ZM257 224H258V223H257ZM21 225H22V224H21ZM91 225H92V224H91ZM113 225H114V224H113ZM141 225H142V224H141ZM243 225H244V224H243ZM248 225H249V224H247V226H248ZM22 226L24 227L25 225H22ZM37 226H39V225H37ZM73 226H74V225H73ZM79 226H80V225H79ZM88 226H89V225H88ZM107 226H108V224H107ZM126 226H127V225H126ZM129 226H130V225H129ZM133 226L135 227V224H134ZM164 226H165V225H164ZM179 226H180V223H179ZM212 226H214V225H212ZM226 226H227V227H226ZM229 226H230V223H229ZM237 226H238V225H237ZM25 227H26V226H25ZM59 227H60V225H59ZM68 227H69V226H68ZM84 227H85V226H84ZM95 227H96V226H95ZM101 227H103V226H101ZM113 227H114V226H113ZM123 227H124V226H123ZM134 227H133V228H134ZM136 227H137V225H136ZM144 227H146V226L144 225ZM151 227H152V225H151ZM151 227H150V229H151ZM184 227H185V226H184ZM194 227H195V226H194ZM215 227H216V226H215ZM240 227H241V226H240ZM250 227H252V226H250ZM256 227H257V226H256ZM6 228H7V227H6ZM55 228H56V227H55ZM91 228L94 229V226L91 227ZM99 228H100V227H99ZM103 228H104V227H103ZM109 228H110V226L108 227V229H109ZM114 228H115V227H114ZM114 228H113V229H114ZM146 228H148V227H146ZM191 228H192V227H191ZM243 228H244V227H243ZM1 229L3 230L2 233H4V229H3V228H1ZM22 229H23V228H22ZM24 229H25V228H24ZM41 229H42V228H41ZM41 229H40V230H41ZM51 229H52V228H51ZM74 229H75V228H74ZM81 229H82V227H81ZM96 229L98 230V227H96ZM108 229H107V231H108ZM113 229H112V227H111L110 230H113ZM129 229H130V228H129ZM137 229H138V228H137ZM139 229H140V228H139ZM139 229H138V230H139ZM154 229H156V228H154ZM182 229H183V228H182ZM187 229H188V228H187ZM200 229H201V228H200ZM215 229H216V228H215ZM250 229H251V228H250ZM258 229H259V228H258ZM55 230H56V229H55ZM71 230L73 231V229H70V230H67V231H65V232L68 233V231H71ZM86 230H87V228H86ZM91 230H92V229H91ZM117 230H118V229H117ZM125 230H126V229H125ZM180 230H181V229H180ZM212 230H213V229H212ZM226 230H227V229H226ZM233 230L236 231L235 228L232 229V231H233ZM10 231H11V230H10ZM45 231H46V230H45ZM62 231H64V230H62ZM77 231H79V233H77ZM84 231H85V229H84ZM100 231H102V229H101ZM100 231H98V232H100ZM113 231H116V230L114 229ZM122 231H123V230H122ZM130 231H131V230H130ZM152 231H153V230H152ZM158 231H159V230H158ZM158 231H157V232H158ZM166 231H167V230H166ZM181 231H182V230H181ZM204 231H205V230H204ZM26 232H27V230H26ZM52 232H53V231H52ZM80 232H81V231H80L79 229H77L76 231L69 232V235H70V236H68V234H67V236H68V238L70 237V239L74 240L73 242H75L76 240L80 241V238H78ZM91 232H92V231H91ZM111 232H112V231H111ZM111 232H110V234H111ZM116 232H117V231H116ZM135 232H136V231H135ZM135 232L133 231L132 234H133V233L135 234ZM150 232H151V231H150ZM159 232H160V231H159ZM184 232H185V231H184ZM187 232H188V230H187ZM238 232H239V231H238ZM7 233H8V231H7ZM87 233H88V232H87ZM92 233H93V232H92ZM100 233H101V232H100ZM105 233H106V232H105ZM117 233H118V232H117ZM121 233H122V232H120V234H121ZM123 233H124V232H123ZM127 233H128V232H127ZM163 233H164V232H163ZM220 233H221V232H220ZM235 233H236V232H235ZM10 234H11V233H10ZM50 234H53V233H50ZM82 234H83V233H82ZM90 234H91V233H90ZM93 234H94V233H93ZM103 234H104V233H103ZM138 234H140V233H138ZM160 234H161V233H160ZM241 234H242V233H241ZM245 234H246V233H245ZM251 234H252V233H251ZM1 235L3 236V234H1ZM7 235H8V234H7ZM11 235H12V234H11ZM23 235H24V234H23ZM59 235H60V234H59ZM87 235H89V234H87ZM111 235H112V234H111ZM123 235H124V234H123ZM196 235H197V234H196ZM198 235H199V233H198ZM213 235H214V234H213ZM213 235H212V237H213ZM222 235H223V234H222ZM228 235H229V234H228ZM24 236H25V235H24ZM56 236H57V235H56V233H55V236H54V237H56ZM83 236H85V235H83ZM83 236H82V237H83ZM97 236H98V234H97ZM99 236H101V235H99ZM106 236H107V235H106ZM118 236H120V235H118ZM126 236H127V235H126ZM141 236H142V234H141ZM163 236H164V235H163ZM207 236H208V235H207ZM210 236H211V235L209 234V237H210ZM244 236H246V235H244ZM252 236H253V235H252ZM255 236H257V235H255ZM255 236H254V237H255ZM14 237H15V236H14ZM26 237H27V236H26ZM60 237H63V236L60 235ZM80 237H81V236H80ZM86 237H87V236H86ZM86 237H85V238H86ZM104 237H105V236H104ZM108 237H109V236H108ZM112 237L114 238V235H112ZM127 237H128V236H127ZM164 237H165V236H164ZM174 237H175V236H174ZM204 237H205V239H206V236H204ZM222 237H223V236H222ZM12 238H13V237H12ZM56 238H57V237H56ZM64 238H65V237H64ZM85 238H83V239L86 240ZM91 238H92V237H91ZM99 238H100V237H99ZM118 238H119V237H118ZM146 238H147V237H146ZM187 238H188V237H187ZM207 238H208V237H207ZM220 238H221V237H220ZM225 238H226V237H225ZM233 238H235V237H233ZM233 238L230 237L229 240H231V239H233ZM242 238H243V236H242ZM62 239H63V238H62ZM83 239H82V240H83ZM87 239H88V238H87ZM89 239H90V238H89ZM96 239H97V238H96ZM101 239H102V238H101ZM119 239H120V238H119ZM143 239H144V238H143ZM152 239H153V238H152ZM154 239H156V238H154ZM163 239H164V238H163ZM168 239H169V238H168ZM210 239H211V237H210ZM245 239H246V237H245ZM253 239H254V238H253ZM13 240H14V239H13ZM16 240H17V239H16ZM65 240H66V239H65ZM65 240H64V241H65ZM82 240H81V243H82ZM93 240H94V239H93ZM110 240H111V239H110ZM130 240H131V239H130ZM176 240H177V239H176ZM192 240H193V239H192ZM201 240H202V239H201ZM206 240H207V239H206ZM243 240H244V239H243ZM59 241H60V240H59ZM64 241H63V242H64ZM66 241H68V240H66ZM66 241H65V242H66ZM89 241H90V240H89ZM95 241H96V240H95ZM102 241H103V240H102ZM104 241L106 242V240H104ZM107 241H108V240H107ZM111 241H112V240H111ZM111 241H110V242H111ZM131 241H132V240H131ZM163 241H164V240H163ZM194 241H195V240H194ZM209 241H210V240H209ZM218 241H219V239H218ZM218 241H217V242H218ZM227 241H228V240H227ZM235 241H236V240H235ZM238 241H239V238H238ZM241 241H242V239H241ZM249 241H250V240H249ZM254 241H255V240H254ZM3 242H4V241H3ZM8 242H9V241H8ZM65 242H64V243H65ZM68 242H69V241H68ZM71 242H72V241H71ZM84 242L86 243L87 241H83V243H84ZM90 242H91V241H90ZM93 242H94V241H93ZM108 242H109V241H108ZM114 242H115V241H114ZM124 242H126V241H124ZM128 242H129V241H128ZM128 242H127V243H128ZM136 242H137V241H136ZM156 242H157V241H156ZM159 242H160V241H159ZM181 242H183V241H181ZM210 242H211V241H210ZM210 242H209V243H210ZM212 242H213V241H212ZM228 242H229V241H228ZM228 242H227V243H228ZM231 242H234V240L231 241ZM243 242H244V241H243ZM258 242H259V241H258ZM25 243H27V242H25ZM76 243H77V242H76ZM99 243H100V242H97V244H99ZM115 243H117V242H115ZM140 243H141V242H140ZM143 243H144V242H143ZM152 243H154V242H152ZM196 243H197V242H196ZM202 243H203V242H202ZM202 243H201V245H203ZM239 243H240V242H239ZM249 243H250V242H249ZM11 244L13 245L14 242H12ZM15 244L17 245V244H19V243H15ZM27 244H28V243H27ZM36 244H37V243H36ZM55 244H56V243H55ZM65 244H66V243H65ZM67 244H68V243H67ZM89 244H90V243H89ZM93 244H94V243H93ZM100 244H101V243H100ZM100 244H99V246H100ZM111 244H112V243H111ZM124 244H125V243H124ZM134 244H135V243H134ZM155 244H156V243H155ZM157 244H158V243H157ZM188 244H189V243H188ZM199 244H200V243H199ZM199 244H197V245H199ZM204 244H205V243H204ZM212 244H213V243H212ZM229 244H230V243H229ZM232 244H233V243H232ZM234 244H235V242H234ZM1 245H2V244H1ZM6 245H7V244H6ZM39 245H40V244H39ZM51 245H52V244H51ZM53 245H54V244H53ZM53 245H52V246H53ZM57 245H58V246H64V244H59V243H58ZM72 245H73V244H72ZM74 245H75V244H74ZM87 245H88V244H87ZM87 245H86V246H87ZM94 245H95V244H94ZM127 245H128V244H127ZM130 245H131V244H130ZM208 245L211 246V244H208ZM236 245H237V244H236ZM238 245H239V244H238ZM7 246H9V245H7ZM19 246H20V245H19ZM27 246H28V245H27ZM109 246H110V245H109ZM112 246H113V245H111V247H112ZM132 246H133V244H132ZM188 246H189V245H188ZM206 246H207V244H206ZM206 246H205V247H206ZM215 246H216V245L214 244V247H215ZM219 246L224 247V246H227V245L224 244V243L219 242ZM241 246H242V245H241ZM248 246H249V245H248ZM1 247H2V246H1ZM1 247H0V249H1ZM3 247H4V246H3ZM3 247H2V248H3ZM11 247H12V246H11ZM29 247H30V246H29ZM50 247H51V246H50ZM75 247H76V245H75V246H71V245L69 244V245H67L64 249H61V250H59L60 247H59V248L56 247V251H57V252H58V250H59V252H62V251H64V252H65V251H73V249H75ZM82 247H83V246H82ZM90 247H91V246H90ZM90 247H89V248H90ZM100 247H101V246H100ZM134 247H137V246H134ZM145 247H146V246H145ZM208 247H209V246H208ZM229 247H230V246H229ZM260 247H261V246H260ZM7 248H8V247H7ZM15 248L17 249L18 247H15ZM15 248H12V249H15ZM26 248H27V247H26ZM38 248H39V247H38ZM77 248H78V247H77ZM83 248H84V247H83ZM83 248H82V249H83ZM87 248H88V247H87ZM104 248H105V247H104ZM104 248H103V249H104ZM131 248H133V247H131ZM177 248H178V247H177ZM198 248H199V247H198ZM211 248H212V247H211ZM217 248H218V247H217ZM4 249H5V248H4ZM8 249H9V248H8ZM19 249L21 250V248H19ZM29 249H30V248H29ZM40 249H42V248H40ZM40 249H39V250H40ZM57 249H58V250H57ZM85 249H86V248H85ZM90 249H91V248H90ZM90 249H89V250H90ZM105 249H106V248H105ZM114 249H115V248H114ZM127 249H128V248H127ZM172 249H173V248H172ZM207 249H208V248H207ZM213 249H214V248H213ZM221 249H222V248H221ZM6 250H7V249H6ZM6 250H5V251H6ZM20 250H19V251H20ZM22 250H24V248H23ZM22 250L20 251L21 253H23ZM37 250H38V249H37ZM37 250H35V251H37ZM44 250H45V249H44ZM86 250H87V249H86ZM95 250H96V249H95ZM95 250H94V251H95ZM97 250H98V249H97ZM110 250H112V249H110ZM110 250H107V251H110ZM117 250H118V249H117ZM130 250H131V249H130ZM182 250H183V249H182ZM184 250H185V249H184ZM190 250H191V249H190ZM211 250H212V249H211ZM216 250H217V249H216ZM240 250H241V249H240ZM2 251H3V250H2ZM7 251H8V250H7ZM17 251H18V250H17ZM19 251H18V254L20 255ZM24 251H26V250H24ZM51 251L54 253V252H55V249H52ZM78 251H80V250H78ZM81 251L83 252L84 249L81 250ZM100 251H101V249H100ZM102 251H103V250H102ZM120 251H121V250H120ZM145 251H146V250H145ZM202 251H203V250H202ZM202 251H201V252H202ZM208 251H210V250L208 249ZM224 251H225V250H224ZM228 251H229V250H228ZM230 251H231V250H230ZM230 251H229V252H230ZM11 252H12V251H11ZM11 252H10V253H11ZM14 252H16V251H14ZM33 252H34V251H33ZM33 252H32V253H33ZM42 252H43V251H42ZM47 252H49V251H47ZM84 252H87V251H84ZM84 252H83V253H84ZM89 252H90V251H89ZM105 252H106V251H105ZM123 252H124V251H123ZM137 252H138V251H137ZM181 252H182V251H181ZM206 252H207V251H206ZM210 252H211V251H210ZM210 252H209V254H211ZM222 252H223V251H222ZM232 252H233V251H232ZM243 252H246V251H243ZM7 253H8V252H7ZM25 253H26V252H25ZM40 253H41V252H40ZM91 253H92V252H91ZM103 253H104V252H103ZM112 253H113V252H112ZM212 253L215 254V252H212ZM233 253H234V252H233ZM1 254H3V253H1ZM11 254H12V253H11ZM15 254H16V253H15ZM62 254H64L65 256H68V255H66V253H62ZM67 254H68V253H67ZM80 254H81V253H80ZM101 254H102V252H101ZM107 254H108V253H107ZM191 254H192V253H191ZM195 254H196V253H195ZM203 254H204V253H203ZM203 254H202V255H203ZM205 254H206V253H205ZM205 254H204V255H205ZM234 254H235V253H234ZM12 255H14V254H12ZM41 255H42V254H41ZM47 255H49V254L47 253ZM53 255H54V254H53ZM64 255H63V258H64ZM97 255H98V253H97ZM110 255H111V254H110ZM125 255H126V254H125ZM125 255H124V256H125ZM193 255H194V254H193ZM238 255H239V254H238ZM246 255H247V254H246ZM2 256H3V255H2ZM14 256H15V255H14ZM21 256H22V255H21ZM24 256H25V254H24ZM45 256H46V255H45ZM49 256H50V255H49ZM49 256H48L47 258H48L49 260H51ZM89 256H90V255H89ZM112 256H113V255H112ZM114 256H115V255H114ZM127 256H129V255H127ZM146 256H147V254H146ZM152 256H153V255H152ZM154 256H155V255H154ZM157 256H158V255H157ZM161 256H163V255H161ZM209 256H210V255H209ZM214 256H215V255H214ZM240 256H241V255H240ZM252 256H253V255H252ZM29 257H30V256H29ZM61 257H62V255L59 256L60 259H61ZM68 257H69V258H73V262L71 261L72 264H75V263H76V264H82V263H85V262H86L85 259H89V258H87L88 255H87V257L85 258V257H83V256H80L78 252H77L76 254H74V255H72V256H68ZM82 257H83V258H82ZM91 257H92V255H91ZM106 257H107V256H106ZM118 257H119V256L117 255V258H118ZM129 257H130V256H129ZM144 257H145V256H144ZM155 257H156V256H155ZM215 257H216V256H215ZM215 257H213V258H215ZM234 257H235V256H234ZM237 257H238V256H237ZM249 257H250V256H249ZM12 258H13V256H12ZM14 258H15V257H14ZM21 258H22V257H21ZM39 258H40V257H39ZM65 258H66V257H65ZM93 258H94V256H93ZM96 258H98V257H96ZM112 258H113V257H112ZM117 258H116V260H117ZM120 258H121V257H120ZM120 258H119V259H120ZM123 258H124V257H123ZM125 258H126V257H125ZM139 258H140V257H139ZM139 258H138V259H139ZM195 258H196V257H195ZM198 258H199V257H198ZM198 258H197V259H198ZM206 258H207V256H206ZM208 258H210V257H208ZM213 258H212V260H213ZM239 258H240V257H239ZM252 258H253V257H252ZM252 258L250 259L251 262H252ZM1 259H4V258H1ZM16 259H17V258H16ZM22 259H23V260H22ZM22 259H21V260L18 259V261H19V260L22 261L20 264H30V263L32 264V262H30V261H26V260H28V257H27V258H26V257H25V258L23 257ZM67 259H68V258H67ZM103 259H104V258H103ZM109 259H110V258H109ZM121 259H122V258H121ZM135 259H136V258H135ZM155 259H156V258H155ZM163 259H164V258H163ZM177 259H178V258H177ZM204 259H205V258H204ZM204 259H202V261H203ZM12 260H13V259H12ZM63 260H64V259H63ZM116 260H115V261H116ZM140 260H141V259H140ZM140 260H137V261H140ZM148 260H149V259H148ZM148 260H147V261H148ZM171 260H172V259H171ZM199 260H200V259H199ZM210 260H211V259H210ZM20 261H19V262H20ZM83 261H84V262H83ZM112 261H113V260H112ZM118 261H120V260H118ZM121 261H123V260H121ZM124 261H127V259L124 260ZM134 261H135V260H134ZM141 261H142V260H141ZM151 261H152V259H151ZM154 261H155V260H154ZM168 261H169V260H168ZM168 261H167V262H168ZM194 261L196 262V260H194ZM1 262H2V261H1ZM3 262H6V260L4 259ZM19 262H18V263H19ZM40 262H41V261H40ZM55 262H56V261H55ZM59 262H60V261H59ZM64 262H65V260H64ZM71 262L68 261V262H65V264H68V263L71 264ZM79 262H80V263H79ZM163 262H164V261H163ZM163 262H162V263H163ZM199 262H200V261H199ZM209 262H210V261H209ZM216 262H217V261H216ZM222 262H223V260H222ZM256 262H257V261H256ZM259 262H260V260H259ZM261 262H262V261H261ZM14 263H15V262H14ZM53 263H54V262H53ZM62 263H63V262H62ZM89 263H90V262H89ZM94 263H95V262H94ZM119 263H120V262H119ZM119 263H118V264H119ZM124 263H125V262H124ZM140 263H141V262H140ZM150 263H152V262H150ZM174 263H175V261H174ZM203 263H204V262H203ZM210 263H211V262H210ZM2 264H3V263H2ZM34 264H35V263H34ZM36 264H38V263H36ZM51 264H52V263H51ZM58 264H59V263H58ZM121 264H123V263H121ZM125 264H126V263H125ZM192 264H193V263H192ZM216 264H217V263H216ZM223 264H224V263H223ZM257 264H258V263H257Z\"/></svg>",
    "mask_w": 264,
    "mask_h": 264
}]
</instances>
